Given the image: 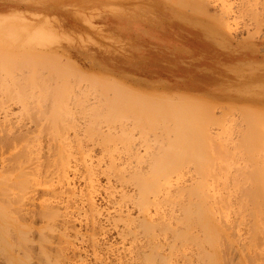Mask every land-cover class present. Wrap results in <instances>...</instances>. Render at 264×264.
<instances>
[{
	"label": "rangeland",
	"instance_id": "1",
	"mask_svg": "<svg viewBox=\"0 0 264 264\" xmlns=\"http://www.w3.org/2000/svg\"><path fill=\"white\" fill-rule=\"evenodd\" d=\"M251 1H253V0H229V3L231 2L230 4H231V9H232L231 10L232 14H231V17L229 19L231 29L229 31V30H227V28L224 25L221 26L215 20V18H213V15H215V14H212L210 16L207 13H202L199 10H195L190 6H189L190 8L186 7V6H182L179 4L178 0H174V2H173V0H0V46H1L0 47L1 48L0 54L4 55V53H5L4 51H6V53L10 52L11 53V54L9 53L10 55H13V53L15 54L14 55L15 58H14V56H12V58H10L9 56H7L8 54H6V57L9 59V61L7 58H5V56H2V57H4L3 59L0 56V58H1L0 59V153H2L1 151L4 149L2 156H3V158L8 157L7 159L6 158L5 159H6V163L10 165V168L13 167L12 165H14L13 164L14 163L13 162L14 157H12V156H16L15 158L18 157V158H22V159H23V157H19V156H22L23 154H25V155H23L25 158H30L32 156L31 162L33 161L32 164L34 165V167H37L35 170H37L38 172H41L42 174L47 172V170H44V169H49V171L50 170H52V171L58 170L62 164L61 160H63V163L66 160V161H68L67 163L70 166V167L68 166V168L70 169V173H71V175L74 176L73 181H74L75 188L77 190L79 189L80 186L81 187L84 186V184H85L84 181H85L86 175L88 173L87 171H89L92 174L95 172L94 175L96 177H98L99 183L101 182L100 183L101 189L99 192H101L103 194L102 195L101 193H98L99 196L97 195V197H96V200L98 199L96 201V203H98V202L100 203V204L98 203L97 206L101 207V209L99 208V211H101L102 214L100 212V215H98L96 217L95 223L98 227H101L103 230V231H101V229L99 228V231H98L96 229L98 231V232H96L98 235L96 234V236H95L96 243L92 242V239H94L92 237H94V236L92 235V237H91V234H92V231L90 229L91 228V223H90L91 217L89 216L90 217L89 218L88 216L84 215V213H82V211L81 212L75 211L74 213L77 212L78 213L77 215H79V213H81L80 217L75 216L76 217L75 223L77 222L76 223L77 225L75 224V227H76L75 229H80L79 234L82 233L81 236L79 235L80 237H77L78 236L77 235L76 238H78V239L84 238V239H81L82 241L78 240V242H76L77 239L75 238L76 241H75V239L73 240L72 238H74L75 236L72 237L73 233L70 232V234H72V235H70L71 237L69 236V238L71 239L70 242L74 241L73 243L76 245V246L75 245L74 246L77 249L75 247H73L72 243H71L72 246H69L67 249L66 246H65L66 248L64 247V245H66L65 243L62 244L63 246H61V243H62L61 240L62 239L58 235V229H56L58 226L54 227V226H56L55 223H57V221L56 222L54 221L55 225H53V223H52L53 220H51V223H48V221H50L48 218H45V216L42 215V216H44V217L41 216L43 219L42 220L40 215L38 216V214H36L37 217L36 216L34 217L32 223L29 222V221H31V219L28 217L29 215L27 216L26 214L24 217L21 216L24 218L25 221L24 220L21 221L20 219L18 220V215L16 212H15V214H12V211H13L12 209L17 208V206H23V208H28V209L34 210L35 212L36 211L40 212V211H43L45 209L44 208L45 204H47L48 202H50L53 206H57L60 201L62 204L63 201H65V200L68 201L69 204H73L74 202L76 204V202H79V200H80L81 202L78 203V204H80V203H82V199L80 196H78L79 195L78 192L75 193L76 195L74 194L71 197L69 196L70 199L72 198L70 200L69 198H67L68 195H67V197L65 195H60L62 193H60V191L58 192V190H55L54 194H53V191L52 190L49 191L48 189H46V187L44 185H42V186L40 185V187H39V185L35 186L33 184L32 188H31V185L28 186L29 182L26 183L24 181L22 187L27 188L26 187V184H27L28 189L24 190V192L22 191L23 194L27 193L26 194L27 196L23 195L19 191V189H21V187L17 186L21 182V181L18 182V180H23L22 177H19V175H18V177L16 176V174H19V172H17L18 171L17 168L15 169L13 167V169H10L9 166H7L8 171L4 170L1 172L2 174L0 173V180H1L0 181V189L2 191L8 190L9 194L6 193L5 191H3V193H5L6 196L3 194L1 195V193H0V197H1L0 201H2V200L5 201L8 199L6 203L10 204V207H7V205H8L7 204L5 206V209H6V211L8 209L9 212L11 210L12 211L10 212L11 215L9 214V212H7V213L3 212L4 218H5L4 225H6V230L8 232L7 231L0 232V235L3 234L0 236V238L5 240L4 242H2L0 240V251H1L0 252V264H77V263L79 264L80 257H81V260L83 257V260L82 261L80 260L81 264H83V263L86 264V261H87V264H112V262H113V264H117V263L118 264H125L126 262H127V264H145V260L143 261V259H144L143 253L146 256L149 255L148 251L151 252L150 250H151V246L153 245V243H156V244L158 243L159 246H158L157 250L159 252L162 251L161 253H162V255H164L163 257L165 258V261H166V263H164L161 260H160L161 261L160 262L158 259L157 263L154 262L155 264H161V263L162 264H201V263L206 264V262H205L206 256L203 255L204 254L203 252L200 253L201 251H205V252L211 251V252H213V254H215V255L217 254V255H221V256H222V251H223L224 259H223V257H222L223 260L220 259L221 256H219V258H217V261L219 260L218 264H222L224 262V260H225L224 264H226L228 262V260H229V262L227 264H230V263L231 264H243V262H244V264H247L248 262H249V264L250 263L264 264V239H262V238H264L263 237L264 236V227H263L264 226V210H263L264 208L258 210L257 205L254 203V201L250 198H249V200L247 199L248 198V192H252V191H249L250 189L251 190H253V189L264 190V182H263V180H261L262 177H264L263 176L264 175V125H262V123H259L260 119H264V16H263L264 15L263 14L264 9H262V7H263L262 1H264V0H262V1L259 0V1H257L256 4H252ZM247 2H248V4H247ZM259 2H260V5L258 4ZM217 4H218L217 2L212 3L211 7L213 9L212 10L213 12L216 10L218 12V9H219L218 6L219 5H217ZM261 4H262V6H261ZM246 9L251 11V13H253V14H251L250 12H247ZM252 10H254V11H252ZM217 12H214V13H217ZM255 12H256V14L254 15ZM2 47L4 48V50ZM2 50L4 53L2 52ZM25 50H30L33 52V54L31 53L30 55H24V53H26ZM19 53H22L24 55V56L23 55L21 56L22 57L21 60H20V57H18V55H21ZM48 54L49 55L55 54L54 57L52 56L54 59H49L50 57L48 58ZM16 55H17V57H16ZM32 55H35L36 60L33 58ZM31 56H32V58H31ZM41 56H43L44 58H46V56H47L48 64L50 62V65H51V63H54V65H56V66L54 67L53 64L51 65V67H50V65H47L46 59L43 60L46 62L40 61ZM65 58H66V60H68L67 61L68 64L71 65V66L68 65V68L69 67L73 68V69L69 68V69H71V71L74 70V68H75V70H77L76 73H79L78 74L79 77H80V74L85 75V76H90V78L93 75V78H96V77L101 78V80H98L99 82L102 81V79H103V81L105 80V83L108 82V83H106V85L109 84V86L108 85L106 86L105 83H103V84L101 83V86H100L99 82L96 83V85H95L93 78H91L93 81V84H92V82L88 80L89 77L85 78L84 76L83 77L81 76L80 78H82V79L85 78L86 82L89 81V83H86L84 81L81 82L82 79L79 80L77 75L72 74L75 70L72 71V73H70L71 72L70 70L66 71L67 68H63L67 64V63H64V62H66ZM22 59H26V60H22ZM30 59H33L35 62L34 61H33L34 63L31 62ZM55 59H57V60H55ZM27 61H29V62L27 63ZM61 61L63 62V64L61 63ZM9 62H11V63H9ZM44 63H46V65H44ZM58 64L59 65L62 64V65H60V67H62V69H63V71L61 70L62 72H60L61 68L59 66H57ZM29 67H31V68H29ZM58 67H59V69H58ZM54 68H57V69H54ZM63 72H64V74H63ZM47 73H48V75H46ZM56 74H57V76H56ZM58 74L59 75L61 74L60 77ZM63 75H64V77H62ZM75 76H77L76 79H75ZM62 78L64 79V81ZM73 80H74V82H73ZM109 81L112 84L111 87H110ZM112 82L113 83H119V84L124 85V86L126 85V88L135 91L137 93V95H139V94L143 95L144 98H142L141 96L140 97L138 96L140 100L142 98V102L137 101L138 100V97L136 98L137 95L134 96L135 98L133 97V95L128 96V95H131V93H129L128 95L125 96L126 92L124 93V90L121 91V88L116 84L119 87L117 89V86L115 84H113ZM34 83L37 86L38 85L39 86L38 87L35 86ZM59 85H61L62 88ZM90 85H94V87H96L97 90L98 89H100V90L97 91L95 88H93V86L91 87ZM114 85H115V87H114ZM57 86H59V87L57 88ZM41 87L43 89H41ZM71 87H73V88L71 89ZM74 88H76V89H74ZM103 88L105 89V91L102 90L104 94L101 93L102 92L101 89H103ZM50 89L52 90L51 91L52 94L49 91ZM56 89H58L59 92ZM64 89H66L67 91L69 89V91L67 92ZM79 90L81 92L84 90L82 92L84 95L82 93L79 94V92H80ZM110 90L112 91V93H109V92H111ZM118 90L121 91V93L119 95L116 93V92H118ZM55 91L58 92L59 94L56 93ZM62 91L64 93H62ZM65 91H66V93H65ZM24 92L26 93V95L28 97L29 96L30 97L28 98L24 94ZM42 92H43V95H42ZM33 93L37 96H35ZM70 93L72 94L73 97H76V98H73L72 96H70ZM114 93H115L116 98L114 97ZM123 93H124V96L121 97L123 95ZM127 93H128V91H127ZM47 94H49V95H47ZM62 94H69V97H71V99H72L71 100L69 98V100H68V105H70V107L68 106V109H69V110L67 109L68 111L59 107V109L61 108L60 109L61 111H60L57 108L58 106L63 105L62 104L63 100H61V104L58 103V100L63 99V98H59V96L63 97ZM180 94H182L184 96L189 95L190 97L196 98V99L200 100V103H195V106L192 103V106H194L195 109L191 110L190 109L191 106L188 103V101L178 102V100H176V98ZM55 95H56V97H54ZM43 97H46V98H43ZM49 97H51V98L54 97V98L51 99ZM113 97L115 98V100L118 99L117 97H121V98H119V100H117L118 102H116L114 100L115 101V103H114L112 101ZM125 97L126 98L132 97L134 99L132 100V98H130L129 101L131 100V102L129 103V101L128 102L126 101ZM42 98H43V100H42ZM48 98L50 100H48ZM55 98H56V100H55ZM77 98L79 101L76 100ZM83 98H85V99H83ZM102 98L106 99V101H104ZM122 98H125V99L122 101ZM38 99L42 100V101H39ZM45 99H46V102H44ZM53 99L55 101H57L56 106H54L55 101L53 102ZM164 99H166V100L164 101ZM167 99H169V100H167ZM34 100L35 101L37 100V102H34ZM47 100L49 101V104H48ZM102 100L105 102V103H103V105H102V102H103ZM144 100L147 102H144ZM149 100L151 102H149ZM51 101L53 104H50ZM72 101H74V102H72ZM119 101H122V102H119ZM171 101H175L176 103L178 102L179 105H180V103H184L185 104V105L183 104L184 107H186L188 111L191 110L192 112L190 111V113L192 115H188L187 114V113H189L188 111L186 113H184V110L186 108L182 107L183 105H181V107L177 105L178 108H176V107L173 108L175 103L173 104V102H171ZM39 102H41V103L39 104ZM75 102H78V103H75ZM125 102H127V103H125ZM132 102H134V104ZM135 102L140 103L138 105V107H140L141 109H139L136 106V104H138V103H135ZM155 102H157V105L155 104ZM34 103H36V104H34ZM42 103L43 104L45 103L44 105L47 104L48 106L47 105L44 106ZM79 103H81V104H79ZM112 103H114L113 105H115V104L116 105L112 106L111 105ZM120 103H123V105L121 104L120 109H119ZM158 103H160V105L161 104L162 105L160 106V105H158ZM170 103H171V105L173 104L172 107L170 105L171 109L169 108V105H167ZM71 104H72V106H71ZM77 104H79L80 106L79 105L77 106ZM41 105H43L44 108H46V107L49 108V105H51L50 106L51 109L49 108L50 110L45 109L46 113L48 111H50L51 113L50 114L47 113V114H45L46 115L45 116L44 115L45 110H44L43 106H41ZM95 105L97 107L99 106L100 110H103V109L104 110L102 112H100L99 109ZM125 105H128V106L126 107ZM146 105H150V106L146 107ZM151 105H153L152 107H154V105H155L156 108L155 107L152 108ZM162 106H164L163 107L164 111H163V109L160 110ZM188 106H190V107H188ZM53 107H56L57 113L55 111H52V110H55V108H53ZM63 107H65V106H63ZM95 107L99 112L98 111L93 112ZM104 107H108V108L105 109ZM116 107H118L119 111L117 110ZM149 107H151V109H149ZM206 107H208V108H206ZM70 108L73 109L74 111L71 110ZM121 108H125V109L131 108L132 111H130V110L127 111L124 109L121 110ZM179 108H181V109L179 110ZM197 108H198V112H197ZM62 109H63V111H62ZM82 109H84V111H86V112L85 113H84V111L82 112ZM109 109H111V110L109 111ZM138 109L141 111V113L139 112ZM152 109L153 110L155 109V110L152 111ZM244 109H245V111L248 110V112H251V113H247V114H251L252 116H254L253 118H255V119H253L252 116L250 117L253 119L252 121H250L251 119H249V122H251V125H252L254 120L258 121L257 122L258 124L255 121L253 123V127H252V126L248 125L250 123H248L247 121L244 122L245 119H243V118L246 117L245 116L246 114L243 113ZM70 110L73 111V113H72L73 116H71ZM105 110H107V111L105 112ZM123 110L125 113L123 112ZM137 110H138V112H137ZM171 110H173V111L171 112ZM38 111L39 112L41 111V113H38ZM114 111H115L116 115L113 114ZM134 111L136 113H134ZM181 111L183 114L180 113ZM62 112H64V113H62ZM122 112L124 114H122ZM132 112L136 115L133 116ZM147 112H148V114H147ZM167 112H169V113H167ZM58 113L59 114L61 113V114L59 115ZM96 113H99V115ZM104 113H105V115H104ZM138 113H140V115H138ZM143 113H145V114H144V117L142 118L141 114H143ZM242 113L244 115H241ZM68 114H69V116H68ZM87 114H88V116H87ZM126 114H128L129 116L128 115L126 116ZM159 114H161V117ZM169 114L172 115L173 117L170 116ZM196 114H198V115L196 116ZM50 115H51V117H50ZM64 115L65 116L67 115L68 118L70 116L71 117H70V119H67V116L65 117ZM110 115L113 117V119ZM120 115H121L120 118H124V117L125 118L123 120L120 119L119 118ZM147 115H148V117H147ZM155 115H156V117H155ZM157 115L159 117H157ZM167 115H169V116H167ZM183 115H184V117H183ZM261 115H262V118L260 117ZM36 116H39V117H36ZM135 116L139 117V119L137 120L136 123L133 122V121H136V119H137ZM149 116L151 117V119ZM194 116H195V119H194ZM242 116H245V117L242 118ZM44 117H45V121H44V119H42ZM57 117H58V120H57L58 123L56 122ZM61 117H62V120H61ZM102 117L103 118L105 117V118L103 119ZM127 117L132 118V119H128ZM146 117H147V119H146ZM190 117H191L192 121H189V120H191ZM247 117H249V115ZM247 117H246V119L248 120ZM257 117H259V118H257ZM46 118H47V120H49V122L46 120ZM71 118L72 119L76 118V119H74L76 121V123L73 124V122H71V121H73ZM116 118H119V119H116ZM156 118L158 121L156 120ZM159 118H162V119L159 120ZM175 118L178 119L179 127L175 125V123L177 121ZM66 119L68 120V122L70 121V123H72L74 125L73 126L71 124L72 128H70V130H69V127H71V126L69 125V123H66V121H67ZM125 119H126V121H125ZM144 119H145V121H144ZM166 119H167V121H165ZM77 120H78V122H77ZM91 120L93 123L91 122ZM109 120H110V124L108 123ZM140 120L142 122V127H145V128H142L144 133L142 130H140L141 129L140 128L141 127ZM148 120H150V121H148ZM43 121H44V123H43ZM46 121H47V123H46ZM62 121H63V123H62ZM156 121L158 123V126H156L154 128V130L156 131L155 132V131H153V127L155 126L154 124H156ZM168 121H169V123H167ZM52 122H53V124H52ZM64 122H65V124H64ZM89 122H90V125H89ZM117 122H118V124H117ZM185 122H186V125H185ZM56 123H57V125H56ZM59 123H61L62 128L59 127L60 126ZM133 123H134V125H133ZM221 123H222V125H221ZM50 124H52V125H50ZM83 124H85V126ZM146 124H147V127H146ZM192 124H194V125H192ZM255 124H256V126H255ZM65 125H66V127H65ZM174 125L178 129L175 128ZM189 125H190V127H189ZM78 126H79V128H78ZM93 126H94V128H92ZM149 126H151V127H149ZM64 127L66 128L65 129L66 131L63 130ZM74 127H76V128L74 129ZM88 127L89 128L91 127L92 129L91 128L89 129ZM137 127H139V128H137ZM172 127H174V129ZM183 127H185V129H183ZM187 127H189V128H187ZM256 127H258V128L256 129ZM83 128H85V129H83ZM95 128L97 130H94ZM165 128L169 129V131L173 129V132L171 131L172 133L169 132V134H168L167 133L168 130H165ZM111 129H113V131ZM121 130L125 131L124 136L121 134ZM249 130H251V131H249ZM73 131H76V132H73ZM96 131H98V132H96ZM247 131H249L248 135H247ZM89 132L92 135H90ZM93 132L95 133V135ZM153 133H154V136L157 135V137L155 136L156 141H155L154 137L153 138L151 137V136H153ZM183 133H184V135H181ZM252 133L258 135L259 137L256 135L252 136ZM98 134H100V135H98ZM103 134H105V135L107 134V136L104 137ZM54 135L56 136V138ZM59 135H60V139H59ZM76 135H78L79 137ZM97 135H98V137H97ZM108 135H109V137H108ZM158 135H159V137H158ZM245 135H247L245 137L246 138L245 139L246 145L243 144L244 143L243 138ZM261 135H262V138H261ZM75 136L77 138H74ZM85 136H87L86 138H88V139H84ZM12 137H13V139H12ZM102 137H103V139H102ZM168 137H170V138H168ZM255 137H256V139H255ZM79 138H82V139H79ZM99 138H100L102 143H100ZM114 138H115V140H113ZM165 138H166L167 142H166V140L164 141ZM190 138H191V142H190ZM236 138L238 140H236ZM26 139H27V141H26ZM32 139H33V141H32ZM168 139H170V140H168ZM171 139H173V140H171ZM193 139H195L194 140L195 142H193ZM250 139H252L251 140L252 142H250ZM5 140H6V142H5ZM92 140H93V142L95 141L96 147H95L94 143L92 142ZM158 140H161V142H164V143H158ZM179 140H180V142H179ZM58 141H60V142H58ZM174 141L177 142L176 143L177 146H176ZM211 141H213V142H211ZM237 141H241V142H237ZM16 142H17V144H16ZM30 142L32 143V145ZM33 142H36V143L33 144ZM63 142H64V144H63ZM66 142H69V143H66ZM109 142H110V144H109ZM188 142H189V144H188ZM11 143H13V144H11ZM74 143H76V144H74ZM241 143H242V146L244 145L246 148L244 147V149H243L241 145H238ZM174 144L176 146L175 149L172 148V147H175V146H173ZM29 145H30V148H29ZM138 145L140 146V148ZM164 145H166V146H164ZM169 145L170 146L172 145L171 148ZM195 145H196V147H195ZM258 145H259V147H261V150L257 147ZM15 146H16V148H15ZM61 146H62V148H61ZM89 146H90V148H89ZM167 146H169V147H167ZM239 146H241V147H239ZM154 147H156V148H154ZM188 147L191 149H189ZM256 147H257V149H259L258 151H256ZM20 148H22V149H20ZM63 148H64V150H63ZM225 148H227V149L225 150ZM86 149H87V152H86ZM213 149H215V150H213ZM22 150L24 151L23 153H22ZM29 150H30V153H29ZM35 150H36V153H35ZM46 150H48V152ZM65 150H66V152H65ZM67 150H68V152H67ZM145 150H146V152H144ZM157 150H159V152H158V154H155V153H157ZM42 151H43V153H42ZM78 151H79V153H78ZM168 151H171V152L168 153ZM194 151L197 152V155L195 154ZM5 152H7V153H5ZM62 152H64V153H62ZM191 152H193V154H191ZM198 152H200V155L198 154ZM47 153H52V154H47ZM174 153H176L177 155L175 156ZM10 154H11V156H10ZM13 154H15V155H13ZM26 154H28V155H26ZM53 154H55V155L53 156ZM44 155L48 156V157H45L47 159L44 158ZM63 155H64V157H63ZM67 155L69 157L70 156L71 157L66 158L65 156H67ZM166 155L168 158L165 157ZM173 155H174V157H172ZM215 155H216V157H215ZM28 156H30V157H28ZM179 156H180V158H179ZM226 156L228 158H226ZM40 157L42 158V160ZM213 157H214V159H213ZM10 158L12 159L11 160L12 164L8 163V161L10 162ZM33 158H34V160L37 159L39 161V164H38V161L35 162L34 160H32ZM184 158H186V159H184ZM192 158H194V160L196 159L195 162L197 165L195 164L194 161L190 160ZM247 158H249V159H247ZM167 159H169L171 161L168 160L169 162L167 161L168 163H166ZM40 160L42 162H44L43 163L44 166L42 165V162ZM76 160L78 162H76ZM149 160H150V162H149ZM177 160L179 161V163H177L178 162ZM185 160H186V162H185ZM141 161H143V163ZM34 162L36 165L34 164ZM109 162H111V164ZM171 162L174 164H172ZM184 162H185V165H184ZM188 162L191 164H189ZM50 163L55 164V165H51ZM141 164H142V167H144V166L145 167L142 168ZM176 164H178V165L176 166ZM33 165H31V166L33 167ZM109 165L112 166V168H109ZM162 165H165V168L167 165L169 167L167 166L168 168H166V169H164V167H162V169H161L160 166H162ZM55 166L57 169L55 168ZM58 166H60V167H58ZM197 166H199V168H197ZM115 167L118 170L117 169L115 170L114 169ZM150 167L153 168V171H151ZM221 167H222V169H221ZM236 168H237V170L235 171ZM5 169H7V168H5ZM112 169H114V171ZM171 169H174V171H176V172L171 171L172 173H170V172L167 173V171H170ZM215 169H217V170H215ZM72 170H74V172ZM195 170H197V171H195ZM112 171H113V173L115 172V175L112 173ZM156 171H158V173ZM162 171H165V172H162ZM245 171H248V173H246ZM81 172H82V174H81ZM145 172H146V174L149 172L151 174V176H153L154 172H155V175L153 177H154V179L157 178V180L159 179L158 177H160V175L163 177V175L165 176L166 173L169 174V176L167 175L168 178H166V179H168L169 183L165 184L163 182L164 183L163 186L162 185L160 186V184H162L161 181L164 180V178H160L159 181L153 185V187L161 189V191H160L161 193L160 192L158 193V197H161L158 200H161V201L157 207H155L153 205L150 207L151 213H153V212L155 213V214L153 213L152 215L154 217L156 215L155 218L157 219L158 222H160L162 220L163 223L167 224V228L169 227L171 230L174 229V231H176V232L179 230V232L177 233L178 235L180 233H183L187 229L189 231H191V233L197 237L194 239V242L197 244L199 241L197 248H196V245L192 243L193 240L192 241L188 240V242H187V240H185V242H184L183 239L179 238L178 235L175 236L176 234L174 235V233L167 228H166L167 230H164V232H163V229H158L159 227H156V229L158 231H155L156 230L155 229V230H152L153 233L148 234V233L144 232L143 230H141L142 228H140L136 224L138 221V220H135V218L137 219V217L135 216V215H137L136 214L137 213V207L135 205H133V203L130 199L133 198V196L135 194H137L136 193L137 187L136 186L134 187L135 181L129 180L130 178L133 179L130 176V173L135 174V173H145ZM84 173H86V174H84ZM90 173H88V174H90ZM101 173H103V174H101ZM173 173H175V174H173ZM3 174H4V176H3ZM119 174L122 175V177L119 176V177H121L120 179H122L121 180L122 182L119 179H117ZM213 174H215V176ZM83 175H85L84 176L85 178L83 177ZM27 176H29V175H27ZM30 177H26V178H30ZM250 177H251V179H250ZM3 178L6 180H4ZM24 178H25V176H24ZM81 178H83L84 180L83 179L81 180ZM102 178H103V180H102ZM104 178H105V180H104ZM106 178H107V181H106ZM110 178H112V179H110ZM38 180L43 181V178L40 177V179H38ZM126 180H127V182H126ZM234 180H236L237 182ZM155 181H156V179H155ZM102 182H103V184H102ZM39 183H41V182H39ZM76 183H77V185H76ZM242 183H244V184H242ZM42 184H43V182H42ZM167 185L171 189L178 187V186L179 187L197 186V187H201L204 190H215L216 194L218 196H222L223 199H225L226 209L222 210L223 216L219 212H217V217H216L217 220L215 219V221L217 222L219 220L220 216H222L223 222L220 221L222 223V224L221 223L220 224L223 225L224 219H225L224 215H226L227 218H229L227 226H230L233 229L231 230V228L228 227L224 231L225 234L223 232H221L222 233L221 235L224 239L221 238V243L217 245L216 250L215 249L213 250V248L210 247V245L207 244L206 241H203L204 237H203V234L201 233V229L199 228V226L192 225L189 229V227H187V224L184 223V219L182 218V217H184V216H182L183 212L181 213V211H183V207H181V206H182V204L183 205L185 204L184 202H186V204H187V202H188V200L186 199L187 194L185 196L177 198V200L174 199L173 201H169V200L165 201L163 199L164 200V202H163L162 198L164 196L165 189L163 188L164 189L163 190L162 187H165ZM106 186H109V189H106L105 188ZM246 187H248L247 191L245 190ZM24 188H22V190ZM243 190H244V192L246 191V193H244ZM16 191H18V193ZM33 191H35V192H33ZM56 191H57V193H60L59 195L61 197H59V195H57V193L55 195ZM117 191H118V193H117ZM260 192H264V191H260ZM123 193H125V195H126L125 197H123V196L121 197V195ZM240 193L242 196L240 195ZM15 194H17V195H15ZM9 195H11V196H9ZM19 195H21V197L23 195L25 198L23 197V199H21V197ZM115 195H116V197H115ZM30 196H31V198H30ZM56 196H58V197H56ZM74 196H76L78 198L77 201L75 200L77 198ZM55 197H56V200H55ZM64 198H65V200H64ZM122 198L123 199L125 198V199L121 200ZM238 198L240 201L238 200ZM43 199H44L45 203H44ZM46 199H47V201L48 200L49 201L47 202ZM73 199L75 200L74 202H72ZM185 200H187V201H185ZM250 200H251V202H248ZM167 201H169L170 203L168 202V204H167ZM55 202H57V203H55ZM112 202L113 203L115 202V203L113 204ZM171 202L175 203V205H173ZM50 203H48V205ZM115 204H117V206H115ZM252 204H254V205H252ZM80 205H82V204H80ZM112 205L114 206V208ZM102 206H103V208H102ZM84 208H85V206H84ZM104 208H106V209H104ZM121 210H123V211H121ZM110 212H112L113 214L112 213L110 214ZM119 212H122L123 214H129L131 217L134 218L130 222L129 226H130V231L135 236H132V233H130V235H129V232L127 230H125L126 228L122 224L123 220H121V218L118 216ZM114 213H117V214H114ZM82 214L84 215L83 217H81ZM171 214H172V216H171ZM256 214H258V216ZM112 215L115 218L119 217V219L122 221V223H121V221L116 222V219ZM26 216L28 217L27 221L25 219ZM15 217L17 218V220H15ZM85 217H87L88 219ZM111 217H112V220H113V218L115 219L116 223L114 221L112 222ZM44 218H45V220H44ZM56 218H58L57 220H59L60 216L56 217ZM177 218L178 219L180 218V219L178 220ZM84 219H85V222H84ZM235 219H237V220L235 221ZM107 220L108 221L110 220L109 221L110 223H108ZM180 220L183 222L184 225L179 224V223H182ZM117 221H119V220L117 219ZM177 222H179V223H177ZM232 222H233V224H231ZM89 223H90V225H89ZM113 223H115L116 227ZM234 223L236 224V226ZM85 224H86V226L88 225L90 227H88V226L86 227ZM121 224H122V226H121ZM80 225H83V226L80 227ZM232 225H233V227H232ZM48 226L51 228L54 227L51 229L53 232H51V230L48 229L49 228ZM41 227H44V228H41ZM46 227H48V228L46 229ZM117 227H119V228H117ZM258 227H260V229H257ZM82 228H83V230H82ZM85 228L87 229V231ZM225 228H226V226H225ZM116 229L120 230V233L119 232L117 233ZM250 229H252L251 230L252 232H250ZM20 230H22L23 233H21V234L17 233V231L19 232ZM48 230H50V231H48ZM159 230H161L163 235L161 232H159ZM233 230H234V233L236 234V236L233 232H231ZM141 231H142V233H140ZM24 232H26V234ZM49 232H51L52 234L54 233L53 235H56V236H53L52 234L48 235ZM121 232H123L124 234H127V233L128 234L124 235ZM43 233L47 235V236L45 235V238L44 237L43 238L44 239L48 238L50 240V243L47 240H43V241H42V239L39 240L38 237L42 238L41 235L44 236ZM172 233L174 235L173 236L174 239L172 237ZM120 234L122 236H120ZM139 234H141V235H139ZM146 234H148L151 237V239L154 237L156 239L154 238L151 240L148 235L146 236ZM153 234H155L154 237H153ZM230 234H232L234 236L233 238H235L234 240L237 241V243H235L236 246L234 245L233 238H231L232 240L230 239V237H232ZM142 235H143V237H141ZM228 235H229V237H227ZM237 235H238V237H237ZM256 235L258 237H260L261 239L256 238L257 237ZM51 236H53V237H51ZM83 236H85V237H83ZM88 236H89V238H88ZM15 237H16V241L18 240V243L20 242L19 244L16 243ZM36 237H37V239H35ZM54 237L55 238L58 237V239L54 241V239H55ZM126 237H128V238H126ZM236 237H237V240H236ZM251 237H252V239H251ZM50 238H54L53 241H51ZM97 238H98V240H97ZM104 238H106V240ZM121 238H123V240ZM130 238H133V239L130 240ZM178 238L182 241H179ZM86 239H87V241H86ZM119 239L123 243L118 241ZM157 239H159V240H157ZM171 239H173V241ZM201 239L204 243L201 241ZM222 239H223V241H222ZM59 240L61 242H59ZM132 240H133V242H132ZM256 240H260L261 242L259 241V244L260 243H262V244H260V246H259V244ZM46 241L48 243H44ZM56 241L59 243H58V245L54 246V242H55V244H57ZM145 241L147 244L145 243ZM231 241H233V243ZM88 242H89V244H88ZM102 242H105L106 245L107 244H111V245H109L107 247ZM148 242H150L151 246ZM180 242H182L181 244H184L185 247L181 244H180L181 246L178 245V243H180ZM256 242L258 244V245L256 244V246H258L259 248H257L255 250V248H256L255 243ZM86 243L88 245H90V243H91V245H90L91 249L89 246H87ZM93 243L97 247H95V245ZM97 243H99V244L97 245ZM223 243L228 244V249H226L227 245H225V244L223 245ZM59 244L62 248H59ZM85 244L87 247L85 246ZM100 244L101 245L103 244L102 245L103 247ZM144 244H146V245H144ZM240 244H243V245L240 246ZM43 245H45V246H43ZM47 245H50V246H48L46 248ZM93 245H94V247H93ZM139 245H140V247L138 248ZM161 245L163 248H160ZM177 245H178V247H177ZM13 246H15L16 248ZM28 246H30V247H28ZM81 246H82V248H81ZM114 246L116 248L118 247V250H116V248H114ZM199 246H201V248L203 250H201ZM22 247H24V248H22ZM55 247H58V250L60 251V252H57L56 255H55V252L57 251V249H55ZM79 247H80V249H79ZM98 247H100V248H98ZM104 247H106V248H104ZM123 247H124L125 251L122 250ZM172 247L173 248L175 247L176 250H174L175 248L172 249ZM181 247H183V248H181ZM223 247H225L224 249L227 250L226 255H225V250L223 249ZM230 247H231V250L229 252L228 250L230 249ZM236 247L239 248L238 252H240V253L237 252ZM48 248H49V250H48ZM51 248H52V250H51ZM177 248H179L180 250H178ZM208 248H210V249H208ZM27 249H29L30 251ZM53 249H55V251ZM81 249H82V251H81ZM171 249H172V252H170ZM241 249L243 252L241 251ZM37 250H39L42 254ZM50 250H51V252H50ZM61 250H62V252L63 251L64 252L62 253ZM69 250H72V251H69ZM77 250H79V251H77ZM89 250L92 252V254H91V252H89ZM104 250H105V252H104ZM119 250H120V252H118ZM140 250L143 253H141ZM65 251H66V253H65ZM100 251L102 252V254ZM21 252H23V253H21ZM45 252L47 255L46 258L48 260L45 259V256H44ZM68 252L69 253L73 252L71 255H73L75 253L73 255L74 258ZM231 252H233V253H231ZM253 252H255V253H253ZM27 253H29V254H27ZM59 253H60V255L61 254H64V255L67 254L68 256L66 255V257L69 259L67 260V258H64L65 257L64 255L61 256L64 259L60 258L59 255L57 257V254H59ZM103 253H105V254H103ZM139 253H140V255H139ZM230 253H231V255H230ZM76 254H77V257H75ZM121 254L123 255V257H121ZM141 254H142V256H141ZM171 254L173 256H171ZM182 254H183V256H182ZM240 254H242L243 256ZM69 255L71 258H73V260L69 257ZM78 255H79V258H78ZM166 255H167V257H165ZM256 255H258V256L256 257ZM24 256H26V258ZM168 256L169 257L171 256L170 257L171 259ZM184 256L188 260L186 258H183ZM200 256H202V257L204 256L205 258H203V260H202V258ZM225 256H227V257H225ZM244 256L245 257L249 256V257L245 258ZM142 257H143V259H142ZM163 257H162V259H163ZM198 257H200L201 263L199 262L200 259H198ZM94 258H95V260H94ZM100 258H102V259H100ZM166 258L168 259V261L166 260ZM180 258H181V260H179ZM255 258H258V259H255ZM43 259H45V260H43ZM97 259H98V261H97ZM99 259L102 260L104 263L102 261H99ZM184 259L186 260V262L184 261ZM241 259L244 261L242 262ZM247 259L249 260L248 262H247ZM63 260H66V261H63ZM74 260H76V261H74ZM77 260H78V262H77ZM122 261H123V263H122Z\"/></svg>",
	"mask_w": 264,
	"mask_h": 264
},
{
	"label": "bare ground",
	"instance_id": "2",
	"mask_svg": "<svg viewBox=\"0 0 264 264\" xmlns=\"http://www.w3.org/2000/svg\"><path fill=\"white\" fill-rule=\"evenodd\" d=\"M257 1H259V0H253V1H251V3L252 4H256L257 3ZM262 1V0H261ZM173 2H174V0H173ZM178 2H179V4L180 5H182V6H186V7H192L193 9H195V10H199L200 12H202V13H207L208 15H212V14H215V15H213V18H215V20L222 26V25H224L226 28H227V30H229L230 31V29H231V25H230V22H229V19H230V17H231V2L229 3V0H178ZM218 3L217 5H219L218 6V12H217V10L216 11H214V12H217V13H214L212 10V7H211V5H212V3ZM262 3H263V7H262V9H264V1H262ZM247 4H248V2H247ZM259 5H260V2L258 3ZM257 4V5H258ZM261 6H262V4H261ZM189 7V8H190ZM250 9V8H249ZM258 9V8H257ZM247 10V9H246ZM252 11H254V10H252ZM247 12H250L251 13V11H249V10H247ZM251 14H253V13H251ZM256 14V12L254 13V15ZM259 14V13H258ZM264 14V13H263ZM264 16V15H263ZM256 17V16H255ZM212 18V19H213ZM257 23V22H256ZM232 24V23H231ZM255 24V23H254ZM260 24V23H259ZM233 25V24H232ZM1 47V46H0ZM3 48V47H2ZM1 49V48H0ZM3 50H4V48H3ZM3 50H2V52H3ZM5 52V53H4ZM3 53H4V55L3 54H0V56L2 57V56H5V58H7L6 57V54H8L7 56H9L10 58H12V56H14L15 54L13 53V55H10L11 53L10 52H7L6 53V51H4ZM25 52L26 53H24V55H30L31 53L33 54V52L32 51H30V50H25ZM0 53H1V51H0ZM10 53V54H9ZM19 54H21V55H18V57H20V60H21V56L23 55L22 53H19ZM36 54V53H35ZM53 54V53H52ZM52 54H48V58L49 59H54L53 57H54V55H52ZM23 55V56H24ZM33 56V58L35 59V55H32ZM32 56H31V58H32ZM53 56V57H52ZM16 57H17V55H16ZM52 57V58H51ZM58 57V56H57ZM4 57H2V59H3ZM14 58H15V56H14ZM41 59H40V61H43V60H47V56H46V58H44L43 56H41L40 57ZM44 58V59H43ZM1 59V58H0ZM8 59V58H7ZM38 59V58H37ZM5 60V59H4ZM16 60V59H15ZM22 60H26V59H22ZM31 60V62H33L34 60L33 59H30ZM29 60V61H30ZM36 60V59H35ZM55 60H57V59H55ZM54 60V61H55ZM65 60H66V58H65ZM8 61H9V59H8ZM7 61V62H8ZM13 61V60H12ZM29 61H27V63L29 62ZM39 61V62H40ZM60 61V60H59ZM68 60H66V62H64V63H67L66 64V66H64L63 68H67L66 69V71L68 70H70L71 71V69H73V68H71V67H69V68H71V69H69L68 68V62H67ZM4 62V61H3ZM17 62V61H16ZM35 62V61H34ZM33 62V63H34ZM37 62V61H36ZM43 62H46V61H43ZM53 62V61H52ZM9 63H11V62H9ZM42 63V62H41ZM47 65H50V62H49V64H48V60H47ZM46 63H44V65H46ZM58 63V62H57ZM56 63V64H57ZM61 63L63 64V62L61 61ZM70 63V62H69ZM7 64V63H6ZM43 64V63H42ZM54 65V63H51V65ZM62 64H60V65H62ZM71 64V63H70ZM51 65H50V67H51ZM60 65L58 64L57 66H59L60 67ZM74 65V64H73ZM56 65H54V67H55ZM69 66H71V65H69ZM59 67H58V69H59ZM73 67V66H72ZM29 68H31V67H29ZM61 69H60V72H62L63 71V69H62V67H60ZM54 69H57V68H54ZM62 70V71H61ZM74 70H75V68H74ZM74 70H72V71H74ZM65 71V70H64ZM72 71L70 72V73H72ZM77 72V70H75L72 74H74V75H77L78 76V79L80 80V79H82V78H80L81 76L83 77H89V81H91L92 82V84H93V81H94V83H95V85H96V83H98L99 81L98 80H101V78H93V75L91 76V78H93V81H92V79L90 78V76H85V75H81L80 74V77H79V73H76ZM45 74V73H44ZM53 74V73H52ZM63 74H64V72H63ZM46 75H48V73L46 74ZM51 75V74H50ZM59 75V74H58ZM61 75V74H60ZM60 75H59V77H60ZM66 75V74H65ZM70 75V74H69ZM52 76V75H51ZM56 76H57V74H56ZM77 76H75V79L77 78ZM62 77H64V75L62 76ZM95 77V76H94ZM51 78V77H50ZM57 78V77H56ZM85 78L84 79H82L81 80V82L82 81H84V82H86V80H85ZM63 79V78H62ZM77 79V80H78ZM68 80V79H67ZM107 80V79H106ZM63 81H64V79H63ZM72 81V80H71ZM89 81L88 82H86V83H89ZM102 81H103V79H102ZM102 81H100L99 83H100V86H101V83L103 84V83H105V80L102 82ZM73 82H74V80H73ZM69 83V82H68ZM76 83V82H75ZM78 83V82H77ZM106 83H108V82H106ZM106 83H105V85H106ZM109 83H110V81H109ZM113 83V82H112ZM64 84V83H63ZM70 84V83H69ZM68 84V85H69ZM85 84V83H84ZM113 84H117L120 88H121V91L122 90H124V93H125V96L126 95H128L129 93H131V95H128V96H132L133 95V97L135 96V95H137V93L135 92V91H133V90H131V89H128V88H126V85L124 86V85H121V84H119V83H113ZM31 85V84H30ZM34 85L35 86H37L35 83H34ZM89 85V84H88ZM108 86H109V84H107ZM106 85V86H107ZM111 83H110V87H111ZM115 85H114V87H115ZM116 85V86H117ZM39 86V85H38ZM37 86V87H38ZM59 86H61V85H59ZM59 86H57V88L59 87ZM64 86V85H63ZM91 87L93 86V88H95L96 89V87H94V85H90ZM117 86V89L119 88ZM80 87V86H79ZM90 87V88H91ZM113 87V88H114ZM61 88H62V86H61ZM65 88V87H64ZM73 87H71V89H72ZM98 88V87H97ZM101 88V87H100ZM41 89H43L42 87H41ZM74 89H76V88H74ZM80 89V88H79ZM54 90V89H53ZM57 91H58V89H56ZM64 90H66V89H64ZM97 90V89H96ZM100 89H98L97 91H99ZM102 90H104L105 91V89L103 88V89H101V91ZM112 90V89H111ZM110 90V91H111ZM120 90V89H119ZM118 90V92H116L118 95L121 93V91H119ZM40 91V90H39ZM48 91V90H47ZM50 91V93H51V89L49 90ZM67 91V90H66ZM66 91H65V93H66ZM68 91H69V89H68ZM67 91V92H68ZM80 91V90H79ZM84 91V90H83ZM82 91V92H83ZM92 91V90H91ZM96 91V92H97ZM100 91V92H101ZM127 91H128V93H127ZM34 92V91H33ZM56 92V91H55ZM54 92V93H55ZM59 92V91H58ZM58 92H56V93H58ZM61 92V91H60ZM71 92V91H70ZM73 92V91H72ZM81 91L79 92V94L80 93H82ZM88 92V91H87ZM94 92V91H93ZM108 92V91H107ZM35 93V92H34ZM33 93V94H34ZM41 93V92H40ZM62 93H64L63 91H62ZM86 93V92H85ZM91 93V92H90ZM98 93V92H97ZM102 94H104L103 93V91L101 92ZM109 93H112V91L111 92H109ZM124 93H123V95L121 96V97H123L124 96ZM24 94L26 95V93L24 92ZM36 94V93H35ZM34 94V95H35ZM52 94V93H51ZM59 94V93H58ZM57 94V95H58ZM83 94V93H82ZM87 94V93H86ZM101 94V95H102ZM40 95V94H39ZM38 95V96H39ZM42 95H43V92H42ZM47 95H49V94H47ZM84 95V94H83ZM110 95V94H109ZM27 96V95H26ZM35 96H37V95H35ZM46 96V95H45ZM51 96V95H50ZM62 96L63 97H61V96H59V98H63V99H60V100H58V103H60L61 104V100H63L62 102V104L63 105H60V106H58L57 108H58V110H60L61 108H63L64 110H67L68 109V106L70 107V105H68V100H69V98L71 99V97H69V94H62ZM70 96H72V94L70 93ZM99 96V95H98ZM142 97V98H144V96L143 95H137L136 96V98L137 97ZM28 97V96H27ZM30 97V96H29ZM28 97V98H29ZM42 97V96H41ZM48 97V96H47ZM54 97H56V95L54 96ZM54 97H52V98H54ZM73 97V96H72ZM84 97V96H83ZM100 97V96H99ZM105 97V96H104ZM112 97V96H111ZM114 97H115V93H114ZM113 97V99H112V101L115 103V101L116 102H118L117 100H119V98H121V97H117L118 99H116L115 100V98ZM139 97H138V102L140 101V102H142V98H141V100L139 99ZM164 97V96H163ZM39 98V97H38ZM43 98H46V97H43ZM43 98H42V100H43ZM49 98H51V97H49ZM48 98V100H50ZM51 98V99H52ZM58 98V97H57ZM73 98H76V97H73ZM79 98V97H78ZM78 98L76 99V100H78ZM82 98V97H81ZM97 98V97H96ZM126 98V97H125ZM125 98H122V101L125 99ZM130 98H132V97H130ZM130 98H126V101L128 102L129 101V99ZM135 98V97H134ZM134 98H132V100L134 99ZM40 99V98H39ZM38 99V100H39ZM83 99H85V98H83ZM93 99V98H92ZM91 99V100H92ZM99 99V98H98ZM103 99V98H102ZM157 99V98H156ZM163 99V98H162ZM161 99V100H162ZM42 100H39V101H42ZM47 100V102H48V104H49V101ZM55 100H56V98H55ZM54 99H53V102L55 101ZM72 100V99H71ZM104 101H106V99H103ZM102 100V101H103ZM111 100V99H110ZM115 100V101H114ZM146 100V99H145ZM144 100V102H147V101H145ZM153 100V99H152ZM166 99H164V101H165ZM167 100H169V99H167ZM176 100H178V102H183V101H188V103L190 104V106L192 107H190V106H188V107H190V109L191 110H193V109H195V103H200V100H198V99H196V98H193V97H190L189 95L188 96H184V95H182V94H180V95H178V97L176 98ZM175 100V101H176ZM31 101V100H30ZM60 101V102H59ZM79 101V100H78ZM85 101V100H84ZM100 101V100H99ZM101 101V102H102ZM102 102V105H103V103H105V102ZM122 101H119V102H122ZM159 101V100H158ZM157 101V102H158ZM175 101H171V102H173V104H174V106H173V104L171 105V103L170 104H167V105H169V108L171 109V107L173 106V108L174 107H176V108H178L177 107V105L178 106H180L181 107V105H183L184 103H180V105H179V103L177 102H175ZM190 101V102H189ZM34 102H37V100L35 101L34 100ZM44 102H46V99L44 100ZM56 102L57 101H55L54 103V106H56ZM72 102H74V101H72ZM95 102V101H94ZM127 102H125V103H127ZM131 102V100L129 101V103ZM138 102H135V103H138ZM143 102V103H144ZM149 102H151L150 100H149ZM157 102H155V104L157 105ZM160 102V101H159ZM162 102V101H161ZM167 102V101H166ZM41 102H39V104H40ZM75 103H78V102H75ZM84 103V102H83ZM87 103V102H86ZM114 103H112L111 105L112 106H115V105H113ZM133 104H134V102H132ZM169 103V102H168ZM187 103V102H186ZM192 103L194 104V106H192ZM29 104V103H28ZM34 104H36V103H34ZM38 104V105H39ZM43 104V103H42ZM45 104V103H44ZM43 104V105H44ZM50 104H53L52 103V101H51V103ZM79 104H81V103H79ZM79 104H77V106L79 105ZM97 104V103H96ZM121 104L123 105V103H120V105H119V109H120V106H121ZM140 103H138V104H136V106L138 107V105H139ZM188 104V105H189ZM33 105V104H32ZM43 105H41V106H43ZM47 105V104H46ZM46 105H44V106H46ZM84 105V104H83ZM100 105V104H99ZM101 105V106H102ZM143 105V104H142ZM158 105H160V103H158ZM162 105V104H161ZM160 105V106H161ZM170 105H171V107H170ZM185 105V104H184ZM184 105L182 106V107H184ZM37 106V105H36ZM44 106H43V108H44ZM48 106V105H47ZM50 106L51 105H49V108H50ZM63 106H65V107H63ZM71 106H72V104H71ZM80 106V105H79ZM96 106V105H95ZM126 107L128 106V105H125ZM124 106V107H125ZM141 106V105H140ZM147 106H150V105H146V107ZM153 105H151V107H152ZM208 106V105H207ZM29 107V106H28ZM59 107H61L60 109H59ZM67 107V108H66ZM97 107V106H96ZM96 107H95V109L93 110V112H96V111H98L97 109H96ZM125 107V108H126ZM142 107V106H141ZM145 107V108H146ZM151 107H149V109H151ZM154 107H155V105H154ZM154 107H152V108H154ZM163 107L164 106H162L161 107V109L160 110H162L163 109ZM32 108V107H31ZM48 107H46V108H44V110L45 109H49ZM53 108H55V110H52V111H55L56 112V107H53ZM52 108V109H53ZM98 109H99V111L100 112H102L103 110H100V107L98 106L97 107ZM103 108V107H102ZM101 108V109H102ZM105 109H107L108 107H104ZM111 108V107H110ZM114 108V107H113ZM117 108V110L119 111V109H118V107H116ZM125 108H121V110L122 109H124V110H127V111H132V109L130 108H128V109H125ZM139 109H141L140 107H138ZM156 108V107H155ZM157 108V109H158ZM184 108H186V107H184ZM206 108H208V107H206ZM205 108V109H206ZM51 109V108H50ZM49 109V110H50ZM63 109H62V111H63ZM71 109V108H70ZM77 109V108H76ZM85 109V108H84ZM84 109H82V112L84 111ZM138 109V110H139ZM144 109V108H143ZM148 109V108H147ZM181 108H179V110H180ZM42 110V109H41ZM57 110V111H58ZM69 110V109H68ZM67 110V111H68ZM71 110H73V109H71ZM70 110V112H71V116H73V111H71ZM111 109H109V111H110ZM116 110V111H117ZM124 110H123V112H124ZM138 110H137V112H138ZM155 110V109H154ZM153 109H152V111H154ZM190 110V111H191ZM61 111V110H60ZM66 111V112H67ZM98 111V112H99ZM107 110H105V112H106ZM126 111V112H127ZM150 111V110H149ZM158 111V110H157ZM163 111H164V109H163ZM173 110H171V112H172ZM188 110H187V108L184 110V113H186ZM190 111H188L189 113H190ZM243 111V110H242ZM36 112V111H35ZM86 111H84V113H85ZM122 112V114H124ZM139 112L141 113V111L139 110ZM192 112V111H191ZM197 112H198V108H197ZM207 112V111H206ZM34 113V112H33ZM38 113H41V111L39 112L38 111ZM47 113H51L50 111H48ZM46 113V110H45V112H44V115L45 114H47ZM54 113V112H53ZM57 113V112H56ZM62 113H64V112H62ZM76 113V112H75ZM89 113V112H88ZM92 113V112H91ZM90 113V114H91ZM110 113V112H109ZM118 113V112H117ZM133 113V112H132ZM134 113H136L135 111H134ZM133 113V116L134 115H136V114H134ZM140 113H138V115H140ZM167 113H169V112H167ZM176 113V112H175ZM174 113V114H175ZM181 114H183L182 113V111L180 112ZM189 113H187L188 115H192L191 113L189 114ZM208 113V112H207ZM244 114H246L245 116L247 117L248 115H249V117H247L248 118V120L246 119V117L245 116H242V118L243 117H245V118H243V119H245V121L244 122H248V123H250V124H248V125H250V126H252L253 127V123L256 121V120H254L253 121V123H252V125H251V122H249V119H251L250 121H252L253 119H255V118H253L254 116H252L251 114H247V113H251V112H248V110H246L245 111V109H244V112H243ZM241 114V115H244V114ZM43 114V113H42ZM55 114V113H54ZM59 114V113H58ZM61 114V113H60ZM59 114V115H60ZM77 114V113H76ZM96 114H98L99 115V113H96ZM95 114V115H96ZM111 114V113H110ZM113 114H115L116 115V113H115V111H114V113ZM130 114V113H129ZM144 114L145 113H143V114H141L142 115V118L144 117ZM147 114H148V112H147ZM150 114V113H149ZM153 114V113H152ZM166 114V113H165ZM53 115V114H52ZM58 115V116H59ZM93 115V114H92ZM104 115H105V113H104ZM112 115V114H111ZM110 115V116H111ZM114 115V116H115ZM119 115V114H118ZM128 114H126V116H127ZM131 115V114H130ZM137 115V116H138ZM154 115V114H153ZM160 115V117H161V114H159ZM163 115V114H162ZM170 115V114H169ZM169 115H167V116H169ZM195 115V114H194ZM198 114H196V116H197ZM254 115V114H253ZM46 116V115H45ZM63 116V115H62ZM65 116V115H64ZM67 116V115H66ZM65 116V117H66ZM68 116H69V114H68ZM68 116H67V119H70V117L68 118ZM79 116V115H78ZM87 116H88V114H87ZM91 116V115H90ZM129 116V115H128ZM132 116V115H131ZM170 116H172V115H170ZM175 116V115H174ZM182 116V115H181ZM252 116V118H250ZM257 116V115H256ZM259 116V115H258ZM34 117V116H33ZM36 117H39V116H36ZM48 117V116H47ZM50 117H51V115H50ZM60 117V116H59ZM109 117V116H108ZM112 117V116H111ZM121 117V115L119 116V118ZM123 117V116H122ZM136 117V116H135ZM147 117H148V115H147ZM147 117H146V119H147ZM150 117V116H149ZM155 117H156V115H155ZM157 117H159L158 115H157ZM173 117V116H172ZM183 117H184V115H183ZM189 117V116H188ZM261 118H262V115L260 116ZM49 118V117H48ZM53 118V117H52ZM86 118V117H85ZM103 118V117H102ZM105 118V117H104ZM103 118V119H104ZM119 118H116V119H119ZM125 118V117H124ZM124 118H120V119H124ZM128 118V117H127ZM126 118V119H127ZM137 119H136V121H133V122H137V120L139 119V117H136ZM153 118V117H152ZM187 118V117H186ZM223 118V117H222ZM257 118H259V117H257ZM256 118V119H257ZM39 119V118H38ZM42 119H44V121H45V117L44 118H42ZM60 119V118H59ZM66 119V120H67ZM72 119V118H71ZM74 119H76V118H74ZM74 119H72L73 121H71V122H73V124L74 123H76V121L74 120ZM78 119V118H77ZM87 119V118H86ZM112 119H113V117H112ZM111 119V120H112ZM126 119H125V121H126ZM128 119H132V118H128ZM149 119V118H148ZM150 119H151V117H150ZM155 119V118H154ZM160 119H162V118H159V120ZM164 119V118H163ZM168 119V118H167ZM167 119L165 120V121H167ZM170 119V118H169ZM177 121H176V123H175V125L176 126H178L179 127V122H178V119L177 118H175ZM188 119V118H187ZM186 119V120H187ZM190 119H191V117H190ZM194 119H195V116H194ZM40 120V119H39ZM46 120H47V118H46ZM52 120V119H51ZM57 120H58V117H57V119H56V122H57ZM61 120H62V117H61ZM60 120V121H61ZM64 120V119H63ZM93 120V119H92ZM92 120H91V122H92ZM108 120V119H107ZM106 120V121H107ZM143 120V119H142ZM156 120H157V118H156ZM172 120V119H171ZM263 121L264 119H260V121ZM35 121V120H34ZM44 121H43V123H44ZM48 122H49V120H47ZM47 121H46V123H47ZM65 121V120H64ZM75 121V122H74ZM103 121V120H102ZM144 121H145V119H144ZM148 121H150V120H148ZM158 121V120H157ZM157 121H156V124H154L155 126L153 127V131H155L154 130V128L156 127V126H158V123H157ZM189 121H192V119L191 120H189ZM259 121V123H262V125H264L263 123H264V121L262 122H260ZM54 122V121H53ZM53 122H52V124H53ZM77 122H78V120H77ZM85 122V121H84ZM83 122V123H84ZM113 122V121H112ZM132 122V121H131ZM140 122H141V120H140ZM173 122V121H172ZM171 122V123H172ZM178 122V123H177ZM221 122V121H220ZM223 122V121H222ZM258 121H256V123H257ZM51 123V122H50ZM58 123V122H57ZM57 123H56V125H57ZM62 123H63V121H62ZM66 123H69V125L71 126V124L72 123H70V121L68 122V120L66 121ZM93 123V122H92ZM109 124H110V120H109V122H108ZM107 123V124H108ZM114 123V122H113ZM149 123V122H148ZM160 123V122H159ZM167 123H169V121L167 122ZM170 123V124H171ZM192 123V122H191ZM39 124V123H38ZM49 124V123H48ZM47 124V125H48ZM52 124H50V125H52ZM60 124V126L59 127H61V123H59ZM64 124H65V122H64ZM72 124V125H73ZM78 124V123H77ZM82 124V123H81ZM80 124V125H81ZM117 124H118V122H117ZM126 124V123H125ZM150 124V123H149ZM190 124V123H189ZM258 124V123H257ZM46 125V124H45ZM55 125V126H56ZM67 125V124H66ZM66 125H65V127H66ZM79 125V124H78ZM84 126H85V124H83ZM88 125V124H87ZM89 125H90V122H89ZM92 125V124H91ZM105 125V124H104ZM133 125H134V123H133ZM174 125V126H175ZM185 125H186V122H185ZM192 125H194V124H192ZM221 125H222V123H221ZM21 126V125H20ZM34 126V125H33ZM36 126V125H35ZM54 126V125H53ZM64 126V125H63ZM74 126V125H73ZM76 126V125H75ZM136 126V125H135ZM161 126V125H160ZM175 126V128H177ZM182 126V125H181ZM255 126H256V124H255ZM258 126V125H257ZM29 127V126H28ZM64 127V129L63 130H65L66 128ZM69 127V126H68ZM81 127V126H80ZM107 127V126H106ZM132 127V126H131ZM146 127H147V124H146ZM149 127H151V126H149ZM167 127V126H166ZM189 127H190V125H189ZM189 127H187V128H189ZM31 128V127H30ZM43 128V127H42ZM55 128V127H54ZM62 128V127H61ZM70 128H72V126L71 127H69V130H70ZM76 127H74V129H75ZM78 128H79V126H78ZM89 128V127H88ZM91 128V127H90ZM89 128V129H90ZM92 128H94V126L92 127ZM91 128V129H92ZM97 128V127H96ZM94 129V130H97V129ZM133 128V127H132ZM137 128H139V127H137ZM136 128V129H137ZM141 129L140 130H142V128H145V127H142V122H141V127H140ZM168 128V127H167ZM167 128H165V130H168L167 131V133L169 134V132L170 133H172L173 132V129H174V127H172L173 129L172 130H170L169 131V129H167ZM258 127H256V129H257ZM40 129V128H39ZM53 129V128H52ZM83 129H85V128H83ZM82 129V130H83ZM178 129V128H177ZM183 129H185V127H183ZM222 129V128H221ZM251 129V128H250ZM20 130V129H19ZM34 130V129H33ZM41 130V129H40ZM55 130V129H54ZM78 130V129H77ZM112 131H113V129H111ZM146 130V129H145ZM148 130V129H147ZM152 130V129H151ZM24 131V130H23ZM62 131V130H61ZM66 131V130H65ZM143 131V130H142ZM141 131V132H142ZM172 131V132H171ZM177 131V130H176ZM249 131H251V130H249ZM249 131H247V135H248V132ZM254 131V130H253ZM41 132V131H40ZM48 132V131H47ZM54 132V131H53ZM73 132H76V131H73ZM81 132V131H80ZM91 132V131H90ZM90 132H89V134H90ZM96 132H98V131H96ZM156 132V131H155ZM165 132V131H164ZM260 132V131H259ZM29 133V132H28ZM57 133V132H56ZM55 133V134H56ZM94 133V132H93ZM100 133V132H99ZM120 133V132H119ZM143 133H144V131H143ZM180 133V132H179ZM32 134V133H31ZM76 134V133H75ZM79 134V133H78ZM102 134V133H101ZM108 134V133H107ZM107 134L105 135V134H103L104 135V137L105 136H107ZM121 134L124 136L125 135V131L124 130H121ZM190 134V133H189ZM188 134V135H189ZM259 134V133H258ZM73 135V134H72ZM71 135V136H72ZM83 135V134H82ZM90 135H92V134H90ZM94 135H95V133H94ZM98 135H100V134H98ZM98 135H97V137H98ZM129 135V134H128ZM161 135V134H160ZM163 135V134H162ZM166 135V134H165ZM179 135V134H178ZM177 135V136H178ZM181 135H184V133L183 134H181ZM191 135V134H190ZM247 135H245L244 136V143L243 144H245V142H246V136ZM253 135H256V134H253L252 133V136ZM55 136V135H54ZM70 136V137H71ZM76 136H78V135H76ZM74 137V138H77V137ZM102 136V135H101ZM116 136V135H115ZM156 137H157V135H155ZM155 136H154V133H153V136H151L152 138L154 137L155 138ZM256 136H258V135H256ZM22 137V136H21ZM27 137V136H26ZM25 137V138H26ZM64 137V136H63ZM79 137V136H78ZM87 136H85V138L84 139H88V138H86ZM95 137V136H94ZM96 137V138H97ZM100 137V136H99ZM108 137H109V135H108ZM141 137V136H140ZM147 137V136H146ZM158 137H159V135H158ZM161 137V136H160ZM173 137V136H172ZM240 137V136H239ZM259 137V136H258ZM54 138V137H53ZM55 138H56V136H55ZM83 138V137H82ZM82 138H79V139H82ZM101 138V137H100ZM100 138H99V140H100ZM112 138V137H111ZM110 138V139H111ZM136 138V137H135ZM168 138H170V137H168ZM181 138V137H180ZM261 138H262V135H261ZM12 139H13V137H12ZM34 139V138H33ZM33 139H32V141H33ZM59 139H60V135H59ZM58 139V140H59ZM64 139V138H63ZM62 139V140H63ZM67 139V138H66ZM70 139V138H69ZM78 139V140H79ZM102 139H103V137H102ZM109 139V140H110ZM120 139V138H119ZM162 139V138H161ZM176 139V138H175ZM210 139V138H209ZM213 139V138H212ZM240 139V138H239ZM255 139H256V137H255ZM65 140V139H64ZM74 140V139H73ZM77 140V139H76ZM113 140H115V138L113 139ZM125 140V139H124ZM131 140V139H130ZM166 140V138L164 139V141ZM168 140H170V139H168ZM171 140H173V139H171ZM195 139H193V142H195L194 141ZM236 140H238L237 138H236ZM241 140V139H240ZM252 139H250V142H252L251 141ZM20 141V140H19ZM26 141H27V139H26ZM71 141V140H70ZM81 141V140H80ZM149 141V140H148ZM152 141V140H151ZM155 141H156V138H155ZM186 141V140H185ZM261 141V140H260ZM5 142H6V140H5ZM9 142V141H8ZM38 142V141H37ZM50 142V141H49ZM55 142V141H54ZM58 142H60V141H58ZM65 142V141H64ZM64 142H63V144H64ZM75 142V141H74ZM92 142H93V140H92ZM114 142V141H113ZM124 142V141H123ZM166 142H167V140H166ZM175 142V141H174ZM179 142H180V140H179ZM190 142H191V138H190ZM211 142H213V141H211ZM226 142V141H225ZM237 142H241V141H237ZM258 142V141H257ZM256 142V143H257ZM10 143V142H9ZM31 143V142H30ZM34 143H36V142H33V144ZM66 143H69V142H66ZM65 143V144H66ZM91 143V142H90ZM94 143V145H95V141L93 142ZM100 143H102L101 142V140H100ZM106 143V142H105ZM157 143V142H156ZM158 143H164V142H161V140H158ZM169 143V142H168ZM167 143V144H168ZM177 142H175V144H176ZM242 143L241 144H238V145H241L242 146ZM261 143V142H260ZM8 144V143H7ZM11 144H13V143H11ZM10 144V145H11ZM16 144H17V142H16ZM74 144H76V143H74ZM97 144V143H96ZM109 144H110V142H109ZM143 144V143H142ZM175 144L173 145V146H175ZM188 144H189V142H188ZM187 144V145H188ZM197 144V143H196ZM255 144V143H254ZM258 144V143H257ZM262 144V143H261ZM27 145V144H26ZM25 145V146H26ZM31 145H32V143H31ZM59 145V144H58ZM103 145V144H102ZM112 145V144H111ZM145 145V144H144ZM186 145V146H187ZM216 145V144H215ZM237 145V146H238ZM246 145V144H245ZM17 146V145H16ZM16 146H15V148H16ZM28 146V145H27ZM26 146V147H27ZM42 146V145H41ZM56 146V145H55ZM67 146V145H66ZM77 146V145H76ZM100 146V145H99ZM107 146V145H106ZM115 146V145H114ZM139 146V145H138ZM146 146V145H145ZM158 146V145H157ZM156 146V147H157ZM164 146H166V145H164ZM170 146V145H169ZM169 146H167V147H169ZM172 146V145H171ZM171 146H170V148H171ZM176 146H177V144H176ZM176 146L175 147H172L173 149H175L176 148ZM200 146V145H199ZM212 146V145H211ZM241 146H239V147H241ZM50 147V146H49ZM48 147V148H49ZM57 147V146H56ZM70 147V146H69ZM75 147V146H74ZM88 147V146H87ZM93 147V146H92ZM95 147H96V145H95ZM135 147V146H134ZM144 147V146H143ZM156 147H154V148H156ZM195 147H196V145H195ZM215 147V146H214ZM224 147V146H223ZM222 147V148H223ZM238 147V148H239ZM244 145L242 146V148L244 149ZM260 150H261V147H259V145L257 146ZM257 147H256V151H258L259 149H257ZM2 148V147H1ZM29 148H30V145H29ZM32 148V147H31ZM54 148V147H53ZM52 148V149H53ZM61 148H62V146H61ZM66 148V147H65ZM82 148V147H81ZM89 148H90V146H89ZM104 148V147H103ZM133 148V147H132ZM139 148H140V146H139ZM145 148V147H144ZM169 148V149H170ZM186 148V147H185ZM189 148V147H188ZM216 148V147H215ZM246 148V147H245ZM3 149V148H2ZM20 149H22V148H20ZM28 149V148H27ZM26 149V150H27ZM51 149V148H50ZM56 149V148H55ZM54 149V150H55ZM69 149V148H68ZM76 149V148H75ZM110 149V148H109ZM108 149V150H109ZM189 149H191V148H189ZM196 149V148H195ZM199 149V148H198ZM201 149V148H200ZM227 148H225V150H226ZM39 150V149H38ZM63 150H64V148H63ZM77 150V149H76ZM79 150V149H78ZM136 150V149H135ZM156 150V149H155ZM154 150V151H155ZM194 150V149H193ZM213 150H215V149H213ZM212 150V151H213ZM218 150V149H217ZM216 150V151H217ZM223 150V149H222ZM263 150V149H262ZM28 151V150H27ZM47 152H48V150H46ZM50 151V150H49ZM56 151V150H55ZM75 151V150H74ZM83 151V150H82ZM104 151V150H103ZM132 151V150H131ZM149 151V150H148ZM153 151V152H154ZM173 151V150H172ZM202 151V150H201ZM221 151V150H220ZM244 151V150H243ZM2 153H0V173L2 172V171H4V170H7L8 171V167L7 166H9V168H10V165L9 164H7L6 163V159L8 158H3V152H4V149L1 151ZM24 151L22 150V153H23ZM53 152V151H52ZM65 152H66V150H65ZM67 152H68V150H67ZM85 152V151H84ZM86 152H87V149H86ZM85 152V153H86ZM106 152V151H105ZM144 152H146V150L144 151ZM158 152H159V150H157V153H155V154H158ZM169 152H171V151H168V153ZM195 152V151H194ZM211 152V151H210ZM214 152V151H213ZM5 153H7V152H5ZM18 153V152H17ZM29 153H30V150H29ZM34 153V152H33ZM35 153H36V150H35ZM42 153H43V151H42ZM62 153H64V152H62ZM61 153V154H62ZM76 153V152H75ZM78 153H79V151H78ZM167 153V154H168ZM216 153V152H215ZM214 153V154H215ZM222 153V152H221ZM220 153V154H221ZM40 154V153H39ZM47 154H52V153H47ZM57 154V153H56ZM68 154V153H67ZM90 154V153H89ZM88 154V155H89ZM138 154V153H137ZM151 154V153H150ZM154 154V153H153ZM166 154V153H165ZM171 154V153H170ZM175 154V156L177 155L176 153H174ZM191 154H193V152H191ZM195 154L197 155V152H195ZM198 154L200 155V152H198ZM213 154V155H214ZM224 154V153H223ZM13 155H15V154H13ZM23 155H25V154H23ZM19 156V157H23V159L22 158H15L16 156H12V157H14V159H13V164L14 165H12L15 169L17 168V172H19V174H16V176L18 177V175H19V177H22V179L23 180H18V182L19 181H21L20 182V184L19 185H17V186H19V187H21V189H19V191L22 193V191L24 192V190H26V189H28V186H30L31 185V188H32V185L34 184L35 186H37V185H39V187H40V185L42 186V185H44L45 187H46V189H48L49 191H53V194H54V191L55 190H58V192L60 191V193H62V194H60V193H57V191L55 192V195H56V193H57V195H65L66 197H67V195H68V197L67 198H69L70 199V197L72 196V195H74L76 192H78V196H80L81 197V199H82V203H80V204H82V205H80V204H78L79 202H81L80 200H79V202H76V204H75V200L77 201L78 200V198L76 197V196H74V197H76L77 199H73V201L72 202H74L73 204H69V202L68 201H66L65 200V198H64V200L65 201H63V203L61 204V201L59 202V204L57 205V206H53L50 202H48L47 201V199H46V201L48 202V203H50L49 205H48V203L47 204H45V209L43 210V211H40V212H35L34 210H31V209H28V208H23V206H17V208H15V209H10L11 211H12V214H15V212L17 213V215H18V220L20 219L21 221H23L24 220V216H25V214L31 219V221H29V222H31L32 223V221H33V219H34V217L36 216V214H38V216L40 215V217L42 216V215H44L45 216V218H48L50 221H48V223H51V220H53V225H55L56 224V226H54V227H57L56 229H58V235H59V237L62 239H60L61 241H62V243H61V246H63L62 244H66V245H64V247L66 246L67 247V249H68V247L69 246H72L73 245V247H75L76 245L71 241L70 242V238H69V236L70 235H72V234H70V232L71 233H73V235H72V237H74V238H72L73 240L76 238V236L77 237H80L81 236V234L82 233H80L79 234V230L80 229H75L76 227H75V224L77 223H75V219H76V217L75 216H78V217H80V215H81V213H79V215H77L78 213L77 212H81L82 211V213H84V215H86V216H90L89 218H90V223H91V231H92V234H91V237H92V235L94 236V237H92V238H94V239H92V242H94V243H96V240H95V236H96V232H98L99 231V228L101 229V231H103L102 230V228L101 227H98L97 225H96V223H95V219H96V217L98 216V215H100V212L101 211H99V208L101 209V207H98L97 206V204L99 203H96V201L98 200H96V197H97V195H98V193H101V192H99L100 191V187H101V185H100V183H99V180H98V177H96L95 175H94V173L92 174V173H90L89 171H87L88 173H90V174H88L87 172V175H86V178L84 177L85 175H83V177L85 178V184H84V186L83 187H81L80 185V187H79V189L77 190L76 188H75V185H74V181H73V179H74V176L73 175H71V173H70V169L68 168V166H69V164L67 163L68 161H66L65 160V162L63 163V160H61L62 161V164H61V167L60 166H58V167H60L58 170H56V171H52V170H50L49 171V169H44V170H47V172H45L44 174H42L41 172H38L37 170H35L37 167H34V165L32 164V162H31V158H32V156L30 157V156H28V157H30V158H25L24 156ZM26 155H28V154H26ZM30 155V154H29ZM33 155V154H32ZM38 155V154H37ZM36 155V156H37ZM43 155V154H42ZM55 154H53V156H54ZM136 155V154H135ZM134 155V156H135ZM160 155V154H159ZM164 155V154H163ZM172 155V154H171ZM170 155V156H171ZM182 155V154H181ZM248 155V154H247ZM10 156H11V154H10ZM34 156V155H33ZM39 156V155H38ZM37 156V157H38ZM81 156V155H80ZM141 156V155H140ZM152 156V155H151ZM162 156V155H161ZM169 156V155H168ZM193 156V155H192ZM195 156V155H194ZM220 156V155H219ZM229 156V155H228ZM45 157H48V156H45L44 155V158ZM50 157V156H49ZM61 157V156H60ZM63 157H64V155H63ZM66 158L67 157H69L68 155L67 156H65ZM71 157V156H70ZM69 157V158H70ZM75 157V156H74ZM73 157V158H74ZM79 157V156H78ZM123 157V156H122ZM159 157V156H158ZM166 158H168L167 157V155L165 156ZM172 157H174V155L172 156ZM171 157V158H172ZM215 157H216V155H215ZM41 158V157H40ZM135 158V157H134ZM160 158V157H159ZM170 158V157H169ZM179 158H180V156H179ZM178 158V159H179ZM223 158V157H222ZM221 158V159H222ZM226 158H228L227 156H226ZM36 159V158H35ZM45 159H47V158H45ZM62 159V158H61ZM65 159V158H64ZM158 159V158H157ZM184 159H186V158H184ZM206 159V158H205ZM213 159H214V157H213ZM247 159H249V158H247ZM12 159L10 158V162L8 161V163H11L12 161H11ZM32 160H34V158L32 159ZM41 160H42V158H41ZM40 160V161H41ZM56 160V159H55ZM88 160V159H87ZM141 160V159H140ZM161 160V159H160ZM159 160V161H160ZM169 159H167L166 160V163H168L169 161H171V160H169ZM174 160V159H173ZM189 160V159H188ZM190 160H192V161H196V159L194 160V158H192V159H190ZM218 160V159H217ZM35 162H37L38 160L36 159V160H34ZM44 161V160H43ZM109 161V160H108ZM148 161V160H147ZM153 161V160H152ZM168 161V162H167ZM178 161V160H177ZM191 161V162H192ZM257 161V160H256ZM35 162H34V164H35ZM42 162V161H41ZM40 162V163H41ZM76 162H78L77 160H76ZM135 162V161H134ZM142 163H143V161H141ZM145 162V161H144ZM149 162H150V160H149ZM161 162V161H160ZM173 162V161H172ZM171 162V163H172ZM185 162H186V160H185ZM185 162H184V165H185ZM210 162V161H209ZM5 163V164H4ZM44 162H42V165L44 166V164H43ZM48 163V162H47ZM55 163V162H54ZM61 163V162H60ZM110 164H111V162H109ZM147 163V162H146ZM152 163V162H151ZM177 163H179V161L177 162ZM183 163V162H182ZM189 163V162H188ZM250 163V162H249ZM12 164V163H11ZM38 164H39V161H38ZM37 164V165H38ZM51 164V163H50ZM59 164V163H58ZM68 164V165H67ZM172 164H174V163H172ZM171 164V165H172ZM189 164H191V163H189ZM195 164H196V162H195ZM31 165H33V167L31 166ZM36 165V164H35ZM49 165V164H48ZM51 165H55V164H51ZM78 165V164H77ZM104 165V164H103ZM146 165V164H145ZM156 165V164H155ZM159 165V164H158ZM170 165V166H171ZM178 164H176V166H177ZM197 165V164H196ZM195 165V166H196ZM225 165V164H224ZM47 166V165H46ZM149 166V165H148ZM168 166V165H167ZM166 166V168H168ZM194 166V167H195ZM212 166V165H211ZM13 167H11L10 169H13ZM70 167V166H69ZM88 167V166H87ZM94 167V166H93ZM96 167V166H95ZM108 167V166H107ZM141 167H142V164H141ZM145 167V166H144ZM144 167H142V168H144ZM161 167V169H162V167H164V169H166L165 168V165H162V166H160ZM193 167V166H192ZM209 167V166H208ZM5 168H7V169H5ZM55 168H56V166H55ZM109 168H112V166H110L109 165ZM149 168V167H148ZM147 168V169H148ZM174 168V167H173ZM176 168V167H175ZM178 168V167H177ZM180 168V167H179ZM197 168H199V166H197ZM14 169V170H15ZM53 169V168H52ZM57 169V168H56ZM99 169V168H98ZM115 170L117 169L116 167L114 168ZM114 169H112L113 171H114ZM150 169H151V171H153V168H151L150 167ZM160 169V170H161ZM181 169V168H180ZM195 169V168H194ZM221 169H222V167H221ZM118 170V169H117ZM215 170H217V169H215ZM219 170V169H218ZM237 170V168L235 169V171ZM12 171V170H11ZM49 171V172H48ZM73 172H74V170H72ZM97 171V170H96ZM113 171H112V173H113ZM139 171V170H138ZM171 171H173V172H176V171H174V169H171L170 171H167V173L168 172H170V173H172ZM194 171V170H193ZM195 171H197V170H195ZM240 171V170H239ZM44 172V171H43ZM76 172V171H75ZM79 172V171H78ZM98 172V171H97ZM120 172V171H119ZM157 173H158V171H156ZM161 172V171H160ZM159 172V173H160ZM162 172H165V171H162ZM246 173H248V171H245ZM12 173V172H11ZM86 173H84V174H86ZM156 173V174H157ZM165 174V176L163 175V177L160 175V177H158L159 179L160 178H164V180L163 181H161L162 182V184H160V186L162 185L163 186V184L165 183H169L168 182V179H166V178H168L167 177V175L169 176V174ZM195 173V172H194ZM198 173V172H197ZM200 173V172H199ZM263 173V172H262ZM2 174V173H1ZM81 174H82V172H81ZM101 174H103V173H101ZM114 175H115V172L113 173ZM161 174V173H160ZM173 174H175V173H173ZM172 174V175H173ZM27 175H29V176H27ZM154 175H155V172H154ZM153 175V176H154ZM171 175V174H170ZM197 175V174H196ZM201 175V174H200ZM214 176H215V174H213ZM212 175V176H213ZM248 175V174H247ZM3 176H4V174H3ZM24 176H25V178L26 177H30V178H24ZM77 176V175H76ZM105 176V175H104ZM119 176H121L122 177V175H118V178L117 179H119L120 181L122 180V179H120L121 177H119ZM130 176L133 178V179H129V180H133V181H135V183H134V187L136 186L137 188V194H135L134 196H133V198H131L130 200L132 201V203H133V205H135L136 207H137V215H135L136 217H137V219L135 218V220H138L137 221V225L140 227V228H142L141 230H143L144 232H146V233H148V234H150V233H153L152 232V230H155L156 229V227H159L158 229H163V232H164V230H167V229H169L170 231H172L173 233H174V235L175 236H177L178 234V232H179V230L176 232V231H174V229H170L169 227L167 228V224H165V223H163V221L161 222H158L157 221V219L155 218L156 217V215H155V217L152 215L153 213H151V209H150V207L153 205V206H155V207H157L158 205H159V203H160V201L161 200H158V199H160L161 197H158V193L161 191V189H158V188H155V187H153V185L154 184H156L158 181H159V179L157 180V178H155L156 179V181H155V179H154V177L153 176H151V174L148 172L147 174H146V172L145 173H135V174H132V173H130ZM129 176V177H130ZM151 176V177H150ZM211 176V175H210ZM222 176V175H221ZM240 176V175H239ZM264 176V175H263ZM40 177L41 178H43V181L42 180H38V179H40ZM106 177V176H105ZM171 177V176H170ZM208 177V176H207ZM237 177V176H236ZM248 177V176H247ZM16 178V177H15ZM211 178V177H210ZM264 177H262V179L261 180H263V182H264V179H263ZM4 179V178H3ZM8 179V178H7ZM83 178H81V180H82ZM110 179H112V178H110ZM199 179V178H198ZM203 179V178H202ZM201 179V180H202ZM243 179V178H242ZM241 179V180H242ZM250 179H251V177H250ZM4 180H6V179H4ZM76 180V179H75ZM78 180V179H77ZM80 180V181H81ZM84 180V179H83ZM102 180H103V178H102ZM104 180H105V178H104ZM118 180V181H119ZM1 181V180H0ZM3 181V180H2ZM24 181L26 182V183H28L29 182V185L27 186V184H26V187L27 188H24V187H22L23 186V183H24ZM106 181H107V178H106ZM117 181V182H118ZM132 181V182H133ZM155 181V182H154ZM234 181H236V180H234ZM17 182V183H18ZM39 182H41V183H39ZM42 182H43V184H42ZM76 182V181H75ZM122 182V181H121ZM126 182H127V180H126ZM131 182V183H132ZM164 182V183H163ZM179 182V181H178ZM237 182V181H236ZM31 183V184H30ZM102 184H103V182H102ZM136 184V185H135ZM159 184V183H158ZM242 184H244V183H242ZM76 185H77V183H76ZM116 185V184H115ZM118 186V185H117ZM189 186V185H188ZM116 187V186H115ZM214 187V186H213ZM22 188H24L23 190H22ZM36 188V187H35ZM106 189H109V186H106L105 187ZM165 189V193H164V196H163V198H162V200L164 199L165 201L166 200H169V201H173L174 199L175 200H177V198H180V197H182V196H185L186 194H187V197H186V199L188 200V202H187V204H186V202H184L185 204L183 205L182 204V206L181 207H183V211H181V213L183 212V215L182 216H184V217H182L183 219H184V223H186L187 224V227H189V229H190V227L192 226V225H195V226H199V228L201 229V233L203 234V241H206V243L207 244H209L210 245V247H212L213 248V250L215 249L216 250V248H217V245L218 244H220L221 243V238H223L222 237V233L221 232H223L224 234H225V229H227L228 227H230V226H227L228 225V221H229V218H227V216L226 215H224V217H225V219H224V224L223 225H221L222 223L221 222H223L222 221V210H224V209H226V202H225V199H223V197L222 196H218L217 194H216V191L215 190H204V189H202L201 187H197V186H190V187H185V186H182V187H175V188H170V187H168V185L167 186H165V187H162V189ZM252 188V187H251ZM163 189V190H164ZM214 189V188H213ZM241 189V188H240ZM247 189H248V187H246L245 188V190L247 191ZM30 190V189H29ZM32 190V189H31ZM133 190V189H132ZM0 193H1V195L3 194V195H5V193H3V191H5L6 193H8L9 191L8 190H1L0 189ZM102 191V190H101ZM246 191L244 192V190H243V192L244 193H246ZM249 191H252V192H248V200H249V198L250 199H252L253 201H254V203L257 205V209L259 210V209H262V208H264V192H260V191H264V190H262V189H253V190H249ZM17 193H18V191H16ZM19 192V193H20ZM33 192H35V191H33ZM107 192V191H106ZM241 192V191H240ZM14 193V192H13ZM20 193V194H21ZM26 193V192H25ZM117 193H118V191H117ZM161 193V192H160ZM9 194V193H8ZM11 194V193H10ZM23 194V193H22ZM27 194V193H26ZM26 194H23V195H26ZM32 194V193H31ZM102 194V193H101ZM100 194V195H101ZM220 194V193H219ZM15 195H17V194H15ZM22 195V197H21V195H19L20 197H21V199H23V196ZM59 195V197H61ZM76 195V194H75ZM103 195V194H102ZM240 195H241V193H240ZM239 195V196H240ZM6 196V195H5ZM9 196H11V195H9ZM18 196V197H19ZM27 196V195H26ZM52 196V195H51ZM70 196V197H69ZM99 196V195H98ZM109 196V195H108ZM125 197L126 195H125V193H123L122 195H121V197ZM242 196V195H241ZM244 196V195H243ZM56 197H58V196H56ZM56 197H55V200H56ZM115 197H116V195H115ZM1 198V197H0ZM25 198V197H24ZM29 198V197H28ZM30 198H31V196H30ZM33 198V197H32ZM66 198V199H67ZM128 198V197H127ZM6 199V198H5ZM14 199V198H13ZM49 199V198H48ZM61 199V198H60ZM72 199V198H71ZM70 199V200H71ZM125 199V198H124ZM123 198L121 199V200H124ZM8 200V199H7ZM7 200H2V201H0V232H2V231H7L6 230V225H4V222H5V218H4V213L3 212H9L8 211V209H7V211H6V209H5V206L8 204V203H6L7 202ZM54 200V201H55ZM69 200V201H70ZM164 200H163V202H164ZM187 200H185V201H187ZM238 200H239V198H238ZM43 201H44V199H43ZM42 201V202H43ZM108 201V200H107ZM120 201V200H119ZM169 201H167V204H168V202ZM179 201V200H178ZM237 201V200H236ZM240 201V200H239ZM71 202V201H70ZM248 202H251V200L250 201H248ZM24 203V202H23ZM41 203V202H40ZM44 203H45V201H44ZM53 203V202H52ZM55 203H57V202H55ZM54 203V204H55ZM113 203V202H112ZM115 203V202H114ZM113 203V204H114ZM170 203V202H169ZM173 205H175V203H173V202H171ZM27 204V203H26ZM42 204V203H41ZM100 204V203H99ZM24 205V204H23ZM44 205V204H43ZM42 205V206H43ZM56 205V204H55ZM102 205V204H101ZM164 205V204H163ZM179 205V204H178ZM237 205V204H236ZM252 205H254V204H252ZM84 206H85V208H84ZM106 206V205H105ZM110 206V205H109ZM113 206V205H112ZM115 206H117V204H115ZM168 206V205H167ZM7 207H10V204H8L7 205ZM131 207V206H130ZM179 207V206H178ZM102 208H103V206H102ZM108 208V207H107ZM113 208H114V206H113ZM228 208V207H227ZM255 208V207H254ZM104 209H106V208H104ZM117 209V208H116ZM157 209V208H156ZM174 209V208H173ZM172 209V210H173ZM253 209V208H252ZM119 210V209H118ZM133 210V209H132ZM182 210V209H181ZM250 210V209H249ZM257 210V211H258ZM264 210V209H263ZM10 211V212H11ZM75 211H77L76 213H74ZM121 211H123V210H121ZM256 211V212H257ZM10 212H9V214H10ZM104 212V211H103ZM131 212V211H130ZM135 212V211H134ZM158 212V211H157ZM167 212V211H166ZM176 212V211H175ZM180 212V211H179ZM217 212H219L222 216H220V218H219V220L216 222L215 221V219L217 220ZM224 212V211H223ZM106 213V212H105ZM112 212H110V214H111ZM225 213V212H224ZM232 213V212H231ZM101 214H102V212H101ZM113 214V213H112ZM114 214H117V213H114ZM155 214V213H154ZM157 214V213H156ZM250 214V213H249ZM11 215V214H10ZM83 214H82V216L81 217H83L84 216ZM257 216H258V214H256ZM21 216H23V217H21ZM26 216V221H27V217ZM44 216H42V217H44ZM60 216V219L59 220H57L58 218H56V217H59ZM103 216V215H102ZM110 216V215H109ZM113 216V215H112ZM118 216L121 218V220H123V223H122V221L119 219V217H117V218H115L114 216V218L116 219V222H120L121 221V223L123 224V226L126 228L125 230H127L128 232H129V235H130V233H132L131 231H130V222L134 219L133 217H131L129 214H123L122 212H119L118 213ZM171 216H172V214H171ZM175 216V215H174ZM17 217V216H16ZM15 217V220H17V218ZM37 217V216H36ZM42 217H41V219H42ZM75 217V218H74ZM251 217V216H250ZM23 218V219H22ZM45 218H44V220H45ZM85 218H87V217H85ZM99 218V217H98ZM110 218V217H109ZM113 218V220H112V217H111V220H112V222L114 221L115 222V219ZM162 218V217H161ZM238 218V217H237ZM79 219V218H78ZM77 219V220H78ZM88 219V218H87ZM92 219V220H91ZM100 219V218H99ZM117 219L119 220V221H117ZM164 219V218H163ZM175 219V218H174ZM178 219V218H177ZM176 219V220H177ZM180 219V218H179ZM178 219V220H179ZM43 220V219H42ZM105 220V219H104ZM160 220V219H159ZM177 220V221H178ZM182 220V219H181ZM180 220V221H181ZM237 219H235V221H236ZM263 220V219H262ZM25 221V220H24ZM54 221L56 222L57 221V223H55L54 224ZM59 221V222H58ZM89 221V220H88ZM99 221V220H98ZM102 221V220H101ZM110 221V220H109ZM108 220H107V222L108 223H110ZM169 221V220H168ZM174 221V220H173ZM183 221V220H182ZM181 221V222H182ZM221 221V222H220ZM234 221V222H235ZM258 221V220H257ZM46 222V221H45ZM83 222V221H82ZM84 222H85V219H84ZM115 222V223H116ZM167 222V221H166ZM171 222V221H170ZM90 223H89V225H90ZM104 223V222H103ZM102 223V224H103ZM106 223V222H105ZM107 223V224H108ZM115 223H113L114 225H115ZM177 223H179V222H177ZM221 223V224H220ZM240 223V222H239ZM47 224V223H46ZM45 224V225H46ZM58 224V225H57ZM79 224V223H78ZM122 224H121V226H122ZM175 224V223H174ZM180 225L181 224H183V222L182 223H179ZM231 224H233V222L231 223ZM235 224V223H234ZM254 224V223H253ZM77 225V224H76ZM106 225V224H105ZM109 225V224H108ZM107 225V226H108ZM112 225V224H111ZM113 225V226H114ZM184 225V224H183ZM25 226V225H24ZM23 226V227H24ZM50 226V225H49ZM48 226V227H49ZM52 226V225H51ZM81 226H83V225H80V227ZM85 226H86V224H85ZM88 226V225H87ZM86 226V227H87ZM110 226V225H109ZM112 226V227H113ZM225 226H226V228H225ZM235 226H236V224H235ZM251 226V225H250ZM48 227H46V229L48 228ZM54 227H52V228H54ZM88 227H90V226H88ZM98 227V228H97ZM111 227V228H112ZM115 227H116V225H115ZM114 227V228H115ZM232 227H233V225H232ZM264 227V226H263ZM41 228H44V227H41ZM51 227H49L48 229H52ZM117 228H119V227H117ZM128 228V229H127ZM165 228V229H164ZM167 228V229H166ZM231 228V227H230ZM8 229V228H7ZM55 229V230H56ZM86 229V228H85ZM89 229V228H88ZM98 231H97V230ZM233 228H231V230H232ZM238 229V228H237ZM257 229H260V227H258ZM45 230V229H44ZM50 230H48V231H50ZM82 230H83V228H82ZM81 230V231H82ZM96 230V231H95ZM117 230V233L119 232L120 233V230H118V229H116ZM123 230V229H122ZM121 230V231H122ZM138 230V229H137ZM168 230V231H169ZM182 230V229H181ZM239 230V229H238ZM252 229H250V232H252L251 231ZM46 231V230H45ZM57 231V230H56ZM73 231V232H72ZM86 231H87V229H86ZM124 231V230H123ZM139 231V230H138ZM155 231H158L157 229L155 230ZM198 231V230H197ZM237 231V230H236ZM8 232V231H7ZM6 232V233H7ZM51 232H53L52 230H51ZM51 232H49V234L48 235H51L52 233ZM159 232H161V230H159ZM176 232V233H175ZM183 232V231H182ZM231 232H233L234 233V230L233 231H231ZM17 233H23V231L22 230H20L19 232L17 231ZM25 234H26V232H24ZM31 233V232H30ZM46 233V232H45ZM101 233V232H100ZM121 233H123V232H121ZM140 233H142V231L140 232ZM162 233V232H161ZM173 233H172V237L174 236L173 235ZM10 234V233H9ZM8 234V235H9ZM24 234V235H25ZM32 234V233H31ZM30 234V235H31ZM44 234V233H43ZM47 234V233H46ZM46 234H44V236H42L41 234V237L42 238H40V237H38L39 238V240H41L42 239V241L43 240H47L49 243H50V240L47 238V239H44L45 238V235ZM54 234V233H53ZM52 234V235H53ZM124 234V233H123ZM128 234V233H127ZM127 234H124V235H127ZM145 234V233H144ZM143 234V235H144ZM148 234H146V236L148 235ZM201 234V235H202ZM229 234V233H228ZM235 234V233H234ZM1 235H3V234H1ZM0 235V236H1ZM13 235V234H12ZM23 235V234H22ZM39 235V236H40ZM57 235V236H58ZM80 235V236H79ZM88 235V234H87ZM98 235V234H97ZM119 235V234H118ZM128 235V236H129ZM139 235H141V234H139ZM143 235L141 236V237H143ZM154 235L155 234H153V237H154ZM162 235H163V233H162ZM227 235V234H226ZM232 237H230V239L231 238H233L234 236L232 235V234H230ZM47 236V235H46ZM53 236H56V235H53ZM53 236H51V237H53ZM120 236H122L121 234H120ZM132 236H135V235H133V233H132ZM149 236V235H148ZM152 236V235H151ZM235 236H236V234H235ZM257 236V235H256ZM263 236V235H262ZM3 237V236H2ZM44 237V238H43ZM71 237V236H70ZM83 237H85V236H83ZM119 237V236H118ZM125 237V236H124ZM123 237V238H124ZM130 237V236H129ZM150 237V236H149ZM148 237V238H149ZM157 237V236H156ZM178 237L179 238H181V239H183L184 240V242H185V240H187V242H188V240H193L192 241V243L193 244H195L196 245V248H197V246H198V244H199V241H198V243L196 244L195 242H194V239L195 238H197L196 236H194L192 233H191V231H189L188 229L186 230V231H184L183 233H180L179 235H178ZM202 237V236H201ZM227 237H229V235L227 236ZM237 237H238V235H237ZM237 237H236V240H237ZM264 237V236H263ZM12 238V237H11ZM55 238V237H54ZM54 238H50L51 239V241H53V239ZM88 238H89V236H88ZM120 238V237H119ZM123 238H121L122 240H123ZM126 238H128V237H126ZM134 238V237H133ZM133 238H130V240L131 239H133ZM155 238V237H154ZM154 238H152V239H154ZM158 238V237H157ZM178 238V240L179 241H182V240H180ZM256 238H260V237H256ZM35 239H37V237L35 238ZM58 239V237L57 238H55L54 239V241L55 240H57ZM76 239H77V241H76ZM75 239V241L76 242H78V240L79 241H82L81 239H84V238H76ZM105 240H106V238H104ZM136 239V238H135ZM134 239V240H135ZM150 239H151V237H150ZM151 239V240H152ZM156 239V238H155ZM162 239V238H161ZM173 239H174V237H173ZM173 239H171L172 241H173ZM224 239V238H223ZM223 239H222V241H223ZM229 239V240H230ZM235 238H233V240H234ZM251 239H252V237H251ZM261 239V238H260ZM262 239H264V238H262ZM0 240L2 241V242H4L5 240L4 239H1L0 238ZM24 240V239H23ZM59 240V242H61ZM97 240H98V238H97ZM100 240V239H99ZM126 240V239H125ZM124 240V241H125ZM157 240H159V239H157ZM232 240V239H231ZM254 240V239H253ZM15 241H16V237H15ZM44 242V243H48V242ZM86 241H87V239H86ZM85 241V242H86ZM102 241V240H101ZM118 241H120V239L118 240ZM154 241V240H153ZM156 241V240H155ZM177 241V240H176ZM201 241H202V239H201ZM202 241V242H203ZM257 242H258V244H259V241L260 240H256ZM59 242H57L56 241V243L57 244H55V242H54V246H56V245H58V243ZM84 242V243H85ZM90 242V241H89ZM89 242H88V244H89ZM98 242V241H97ZM107 242V241H106ZM120 242H122V241H120ZM132 242H133V240H132ZM178 242V241H177ZM232 243H233V241H231ZM239 242V241H238ZM257 242L255 243V246H256V244H257ZM261 242V241H260ZM16 243H18V240L16 241ZM20 243V242H19ZM18 243V244H19ZM71 243H72V245H71ZM82 243V242H81ZM80 243V244H81ZM93 243V244H94ZM100 243V242H99ZM99 243H97V245L99 244ZM102 243H104L105 244V242H102ZM108 243V242H107ZM118 243V242H117ZM123 243V242H122ZM145 243H146V241H145ZM149 244H150V242H148ZM176 243V242H175ZM182 242H180V243H178V245H180ZM204 243V242H203ZM231 243V244H232ZM235 243H237V241H235L234 240V245L236 246V244ZM254 243V242H253ZM6 244V243H5ZM22 244V243H21ZM27 244V243H26ZM83 244V243H82ZM87 244V243H86ZM86 244H85V246H86ZM87 244V246H89L90 247V245H91V243H90V245H88ZM125 244V243H124ZM130 244V243H129ZM147 244V243H146ZM146 244H144V245H146ZM186 244V243H185ZM225 243H223V245H224ZM257 244V245H258ZM260 244H262V243H260ZM260 244H259V246H260ZM23 245V244H22ZM30 245V244H29ZM46 245V244H45ZM45 245H43V246H45ZM75 245V246H74ZM95 245V244H94ZM94 245H93V247H94ZM101 245V244H100ZM103 245V244H102ZM101 245V246H102ZM106 245V244H105ZM104 245V246H105ZM109 245H111V244H107L106 246L108 247ZM178 245H177V247H178ZM181 245H183L184 246V244H181ZM180 245V246H181ZM225 245H227L226 247V249H228V244H225ZM241 245H243V244H240V246ZM253 245V244H252ZM27 246V245H26ZM48 246H50V245H47L46 246V248L48 247ZM60 246V244H59V248H62ZM86 246V247H87ZM118 246V245H117ZM133 246V245H132ZM149 246V245H148ZM150 246H151V244H150ZM158 243L156 244V243H153V245L151 246V252H149L148 251V253H149V255H145L141 250H140V252L141 253H143V257H144V259H143V257H142V259H143V261L145 260V264H155L154 262H158L157 260L159 259V261L161 260L162 262H164V263H166V261H165V258L163 257L164 255H162V251L161 252H159L158 250H157V248H158ZM207 246V245H206ZM232 246V245H231ZM248 246V245H247ZM13 247H15V246H13ZM28 247H30V246H28ZM53 247V246H52ZM65 247V248H66ZM95 247H97L96 245H95ZM103 247V246H102ZM140 247V245L138 246V248ZM168 247V246H167ZM171 247V246H170ZM185 247V246H184ZM200 247V249L201 250H203L202 248H201V246H199ZM208 247V246H207ZM251 247V246H250ZM249 247V248H250ZM9 248V247H8ZM16 248V247H15ZM19 248V247H18ZM22 248H24V247H22ZM45 248V249H46ZM50 248V247H49ZM49 248H48V250H49ZM64 248V249H65ZM76 248V247H75ZM81 248H82V246H81ZM98 248H100V247H98ZM104 248H106V247H104ZM112 248V247H111ZM114 248H116L115 246H114ZM113 248V249H114ZM148 248V247H147ZM146 248V249H147ZM160 248H163L162 247V245H161V247ZM175 248V247H174ZM173 247H172V249H174ZM181 248H183V247H181ZM225 247H223V249H224ZM237 248V247H236ZM244 248V247H243ZM257 248H259L258 246H256V248H255V250L257 249ZM262 248V247H261ZM30 249V248H29ZM29 249H27V250H29ZM39 249V248H38ZM55 249H57V251L55 252V255H56V253L57 252H60L59 250H58V247H55ZM55 249H53L54 251H55ZM63 249V250H64ZM70 249V248H69ZM77 249V248H76ZM79 249H80V247H79ZM85 249V248H84ZM88 249V248H87ZM90 249H91V247H90ZM93 249V248H92ZM137 249V248H136ZM150 249V248H149ZM168 249V248H167ZM172 249H171V251L170 252H172ZM178 250H180L179 248H177ZM199 249V248H198ZM208 249H210V248H208ZM226 249H224L225 250V255H226ZM238 249L239 248H237L236 250H237V252H238ZM47 250V249H46ZM51 250H52V248H51ZM51 250H50V252H51ZM66 250V249H65ZM95 250V249H94ZM106 250V249H105ZM105 250H104V252H105ZM108 250V249H107ZM116 250H118V247L116 248ZM115 250V251H116ZM122 250H124V247H123V249ZM174 250H176V248L174 249ZM212 250V251H213ZM221 250V249H220ZM230 250H231V247H230V249L228 250L229 252H230ZM235 250V251H236ZM254 250V251H255ZM30 251V250H29ZM37 251H39V250H37ZM69 251H72V250H69ZM77 251H79V250H77ZM76 251V252H77ZM81 251H82V249H81ZM86 251V250H85ZM97 251V250H96ZM103 251V250H102ZM109 251V250H108ZM125 251V250H124ZM241 251H242V249H241ZM1 252V251H0ZM16 252V251H15ZM40 252V251H39ZM47 252V251H46ZM46 252L44 253V256H45V259H47L46 257H47V255H46ZM61 252H62V250H61ZM64 252V251H63ZM62 252V253H63ZM74 252V251H73ZM73 252H71V253H69L70 255L73 253ZM87 252V251H86ZM89 252H91L90 250H89ZM101 252V251H100ZM110 252V251H109ZM114 252V251H113ZM118 252H120V250L118 251ZM122 252V251H121ZM189 252V251H188ZM204 253L203 255L204 256H206V264H218V261H217V258H219V256H221V255H215V254H213V252H211V251H201L200 253ZM217 252V251H216ZM234 252V251H233ZM233 252H231V253H233ZM243 252V251H242ZM21 253H23V252H21ZM41 253V252H40ZM65 253H66V251H65ZM169 253V252H168ZM167 253V254H168ZM190 253V252H189ZM215 253V252H214ZM231 253H230V255H231ZM235 253V252H234ZM238 253H240V252H238ZM253 253H255V252H253ZM27 254H29V253H27ZM42 254V253H41ZM75 254V253H74ZM73 254V255H74ZM81 254V253H80ZM83 254V253H82ZM91 254H92V252H91ZM101 254H102V252H101ZM103 254H105V253H103ZM109 254V253H108ZM243 254V253H242ZM242 254H240V255H242ZM20 255V254H19ZM18 255V256H19ZM23 255V254H22ZM58 255L60 256V258H62L61 256L62 255H64V254H61L60 255V253L59 254H57V257H58ZM66 255L67 254H65L64 256V258H67L66 257ZM70 255H69V257H70ZM73 255H71V256H73ZM113 255V254H112ZM111 255V256H112ZM139 255H140V253H139ZM175 255V254H174ZM186 255V254H185ZM199 255V254H198ZM197 255V256H198ZM239 255V256H240ZM244 255V254H243ZM242 255V256H243ZM254 255V254H253ZM28 256V255H27ZM68 256V255H67ZM82 256V255H81ZM92 256V255H91ZM97 256V255H96ZM126 256V255H125ZM132 256V255H131ZM141 256H142V254H141ZM171 256H173L172 254H171ZM170 256V257H171ZM182 256H183V254H182ZM202 257V256H200L201 258H202V260H203V258H205V257ZM258 255H256V257H257ZM25 258H26V256H24ZM40 257V256H39ZM56 257V258H57ZM75 257H77V254H76V256ZM119 257V256H118ZM121 257H123V255L121 254ZM162 257H163V259H162ZM165 257H167V255L165 256ZM169 257V256H168ZM169 257V258H170ZM200 257H198V259H200ZM222 257H223V259H224V254H223V251H222V256H221V258L220 259H222ZM225 257H227V256H225ZM237 257V256H236ZM241 257V256H240ZM239 257V258H240ZM245 257V256H244ZM247 257H249V256H247ZM247 257H245V258H247ZM53 258V257H52ZM64 258H62V259H64ZM71 258V257H70ZM73 258H74V256H73ZM73 258H71L72 260H73ZM78 258H79V255H78ZM77 258V259H78ZM85 258V257H84ZM106 258V257H105ZM127 258V257H126ZM183 258H186L185 256L183 257ZM229 258V257H228ZM6 259V258H5ZM41 259V258H40ZM45 259H43V260H45ZM58 259V258H57ZM61 259V260H62ZM69 258H67V260H68ZM100 259H102V258H100ZM99 259V261H102V260H100ZM171 259V258H170ZM187 259V258H186ZM222 259V260H223ZM249 259V258H248ZM247 259V262L250 260H248ZM254 259V258H253ZM255 259H258V258H255ZM262 259V258H261ZM48 260V259H47ZM79 260V259H78ZM78 260H77V262H78ZM80 260H81V257H80ZM79 260V264H81V261L83 260V257H82V260L80 261ZM86 260V259H85ZM94 260H95V258H94ZM115 260V259H114ZM121 260V259H120ZM156 260V261H155ZM166 260L168 261V259L166 258ZM179 260H181V258L179 259ZM188 260V259H187ZM242 260V259H241ZM5 261V260H4ZM9 261V260H8ZM63 261H66V260H63ZM74 261H76V260H74ZM97 261H98V259H97ZM160 261V262H161ZM184 261L186 262V260L184 259ZM201 261V259L199 260V262ZM221 261V260H220ZM244 260H242V262H243ZM253 261V260H252ZM6 262V261H5ZM22 262V261H21ZM58 262V261H57ZM68 262V261H67ZM70 262V261H69ZM72 262V261H71ZM103 262V261H102ZM118 262V261H117ZM130 262V261H129ZM223 262V261H222ZM224 262H225V260H224ZM224 262L222 263V264H224ZM228 262H229V260H228ZM227 262V263H228ZM251 262V261H250ZM261 262V261H260ZM46 263V262H45ZM74 263V262H73ZM104 263V262H103ZM122 263H123V261H122ZM169 263V262H168ZM201 263V262H200ZM220 263V262H219ZM226 263V264H227ZM78 264V263H77ZM84 264V263H83ZM86 264H87V261H86ZM112 264H113V262H112ZM118 264V263H117ZM125 264H127V262L125 263ZM162 264V263H161ZM201 264H203V263H201ZM231 264V263H230ZM243 264H244V262H243ZM247 264H249V262L247 263ZM250 264H253V263H250Z\"/></svg>",
	"mask_w": 264,
	"mask_h": 264
}]
</instances>
